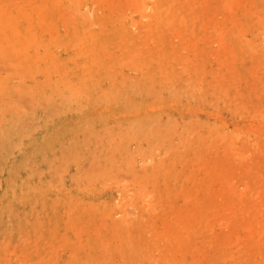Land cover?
<instances>
[{
	"label": "bare ground",
	"instance_id": "obj_1",
	"mask_svg": "<svg viewBox=\"0 0 264 264\" xmlns=\"http://www.w3.org/2000/svg\"><path fill=\"white\" fill-rule=\"evenodd\" d=\"M8 1V2H7ZM9 1L10 0H0V4L2 3H9ZM15 1V0H14ZM25 1V3L24 4H26L27 2L28 3H31V4H35V6L34 7H37L36 8V10L38 11V12H34L35 14H36V16H39L38 18H36V21H39V25L38 26H36V27H44V26H48L49 25V28H47L45 31L47 32V34L50 36V37H45V36H39L38 34H37V31H35V29L33 28V27H35L34 26V22H33V19L31 18H28V21H26V27L25 26H23L24 27V29H20L19 28V22H14L13 20H14V18H13V15L14 14H12V13H7V11L5 10V9H2V7L0 8V58H2V59H4L2 62H5L6 61V59H9L10 61H12V57H13V60H14V58L16 57L17 58V60H21L22 61V63H25V64H27L28 63V65H27V67L25 68V71H26V73H24L25 71H24V68H23V71L22 72H19V77H17L16 75H17V73H16V75H14V79H16L17 80V78H18V80H25L26 78H28L29 79V77L30 78H33L32 76H34L35 74L34 73H32L34 70H35V68L36 67H34V66H36V62H38V60H40L41 62H47V65H45L46 67L44 68V67H42V66H39L40 68L42 67V71L45 69L46 71H47V73H48V75H50V77H48L49 79H44L43 81H45V80H47V82L45 81V82H43V84H41V82L40 81H38V79L36 78L35 79V82H36V84L41 88V86L42 85H45V86H43V87H50L51 88V92H50V95L49 96H52L53 94H56V95H58L59 97H60V100H62V99H64V105H65V107H64V109H66L67 107H70L71 108V110L73 111V110H75L74 111V113L76 112V110H78L77 111V113L78 112H80V109H82V107H84L86 104H88V103H91V106H96L95 108V110H97L96 111V113H98L99 115H101V116H103L108 110H110V109H108L107 111H106V109H104L105 111H102L101 110V107L100 106H97V103H98V101L100 100V101H103V102H105L106 100L108 101V102H110V103H112V102H114L115 103V100H121L122 99V97L120 98V95H121V93L123 92V90H126V89H128L127 87H129V86H131L132 87V92H130L131 94H133L134 95V93H133V91H134V89L135 90H139L138 91V95H139V93H140V91L143 89H141L140 90V88H141V85L142 84H140L139 82H137L136 81V79H135V81L134 80H130L131 82H132V84L130 83V85L129 84H127L128 83V80H129V77L130 76H132V75H129L128 74V76L129 77H126L124 74H122L123 76H124V79H122V81L120 82V81H118V82H120V84L118 83V85H121V84H123V86H121V87H119L118 85H116V83H115V80H111L110 81V76H111V72L112 71H114V72H116L118 69H121V70H123L124 68H126V67H129L128 69H130V68H132L133 70L132 71H136V69H138V70H143V72H142V74L144 73V71L146 72V77L147 78H145L144 76H142V77H144L143 79H148V83H150L151 85H154L152 82H153V80H158V81H160V84H162L163 86H165V84H167V85H169L170 87L172 86L173 88H174V91L177 93H179V95L178 96H180V90H182V92L184 91H186V87L188 86V88H189V86H192L193 88L194 87H196L197 88V86H199V88L202 90V94L205 96V94L206 95H208L209 93H214V94H216L217 95V98H215V99H217V100H220L219 99V94L222 92V95H223V93H224V96H226L229 100L232 98L233 99V101L234 100H236V99H234V96L236 97V94H238L239 95V97H241V99L245 96L244 95V92H243V90H241V85H243V75H242V77H241V74H240V72H238L237 70H236V68L234 67V65L235 64H246V63H250V65H249V67H247V68H245V70L247 71V72H249L250 73V77L251 78H256L257 79V81H259V83H260V85H262V86H260L259 88H261V89H254L253 87H250L251 88V90L252 89H254V96L256 97V99H258L259 98V100L258 101H256V103L257 102H259V105L257 104L256 106L254 105V108L253 107H251V108H253V110H251L250 109V112L252 111L253 113H254V115L253 116H256L257 118H258V125H257V127H256V131H254V129H253V131L255 132V134H252L253 136L254 135H256L255 136V139H252V140H254L252 143H251V141L249 142V144H247L248 143V141L246 142V137L244 136V135H242L241 133V135L240 136H242V137H244V139L242 140V144H244L243 146L244 147H240V146H237V144L235 145V142L233 141L234 139V134H230L229 133V131L230 130H228V132H227V129H229V128H227V129H222L223 127L222 126H219L218 125V127H217V125L215 126V124H213V126H210V128H209V136L207 135V137H206V135H205V137L207 138V139H205V137H203L204 136V134H207L205 131H203L202 133H203V135L201 134V136H194L196 139H197V141H195V140H193V138L192 139H190V138H186L187 140H184L185 139V135L187 134L188 135V129H189V132L191 131V136H192V133H193V131H194V134H195V132L197 131V129L201 126V127H203V123L200 125V126H197L196 128L195 127H193L194 125H197L198 123H196V124H194L192 127H193V130H192V128L190 127V125L188 126L187 124H189L190 123V121L193 119H189L190 121H189V123L187 122V124H185L184 125V123L182 124V126L181 127H185V135H183V138H182V140H181V137H180V139H178V138H176L177 139V144L176 145H178L181 141H185V144H184V142H181V143H183L184 145H183V150L182 151H176L177 149H175V152L173 153V151L171 152L172 153V156H171V159H170V161H169V163L167 162V165H165V172H163V174H164V178L161 180L162 181V184L166 187V190L164 189V191H167V195H166V198H167V200L165 201V200H162L161 199V201L160 202H158V203H156L155 204V202L157 201H153V199H152V197L154 196H152L151 197V199H149V197H147V196H150L151 195V190L149 191V193L147 192V191H145V192H147V193H145V192H142L143 193V195L144 194H146V196H145V199L144 198H141L140 197V200H136V201H130L131 199H130V197L131 196H127L128 198H126L127 200H129V202L127 203V204H121V202H123V201H121V202H119L118 201V203H116L115 205H114V207H113V212L115 213H117L118 212V210L120 209V211L119 212H121L122 214H123V212H126V211H129L130 212V210L132 209V212L129 214V215H133L134 216V218H135V213H136V211L133 213V211H134V208H135V210H137V211H144V213L145 212H147L145 209L146 208H149V210L151 211V212H153L154 213V211L156 212V211H158V209H160V211H161V217H160V219H161V222H162V224L163 225H167V226H165V227H167V228H165V230H166V232H165V234H164V237H165V241H166V246L163 248V249H157V250H153V248H152V246H157V244L155 243V242H153V243H149V241H150V239L148 238H145L144 240H140V236H142L141 234H140V236H138L139 238V240L141 241V243H142V245H143V250L142 251H135V249L133 250V248H132V250H130V252L132 251V253L130 254V256L131 255H134V257H140L139 259H142V258H146L147 260H143L142 261V263H146V262H148L149 261V263L150 264H186L187 263V261H189L188 260V258L190 259V261H191V264H264V161L263 160H258V161H256V162H253V160H254V158H253V160H251V158L252 157H250V156H246L247 154H249V153H246L242 148H245V147H247L248 149L250 148V144H253V145H255L254 147H252L253 149H256V148H260V146H259V142L262 144V142H263V145L262 146H264V140H262V139H264L262 136H264V94H262V93H264V21H263V19H264V0H243L244 2L246 1L247 2V4H245L244 2L242 3V1H238V0H234V2L232 1V2H229L228 3V1L226 0H224L225 1V3L228 5H225V3H224V10H227V12L231 15V16H233V18L235 19V17H239V18H237V20H239L240 22H237L236 23V27H237V24H239V26L240 27H237V28H240V29H238V30H241L242 31V29H243V31H245V30H248V29H253L255 26H256V28H254L255 29V31H256V33L253 35V37H251V38H249L248 40H243L242 38H240V32L238 31V30H236V31H238V33H239V38H237L236 39V37L235 38H233V36L234 35H232V37L231 38H233V39H236V40H232V39H230V36H231V34H238L237 32L235 33V31H234V29L233 28H227L226 26V22L228 23V25H229V23L231 22H233V20L232 21H229L230 19H231V17H230V19H228V21H226L227 19V17L226 18H224L223 20H217V21H213L214 19L212 18L213 17V15H216L217 14V12H216V14H215V11H216V8H215V6H211V8H209L210 10H211V12H210V18H208V17H206V16H204V17H206L207 18V20L208 19H213V20H209V21H207V25L208 26H206V21H205V24L204 23H202V22H204V20H203V18H202V24L200 23L199 25H197V23L199 22V20H196V18H195V16H196V11L194 10V6L193 5H195L194 3L197 1V0H130V2L132 3V2H134L133 4H132V8L134 9V13L135 14H137L136 16H138V19L136 18V20H135V18L133 17V14L131 15V14H129L130 16H128L129 18H127V15L126 16H124L125 14H123V12H122V10L120 11L119 10V8H118V6L119 5H117V4H115L114 3V1L115 0H92L93 1V3H92V6H93V4H96L99 8H101V9H103V8H105L104 10L105 11H107V13L106 14H103L102 13V15H98L95 11V13H94V23L95 24H97V27H98V29L97 30H93V29H90V26H94V24H93V22H91V24H90V17L89 16H85V13L87 12V6H86V4L84 3V1L85 0H68V2L71 4L72 3V7H73V3L75 2V4L77 3H79V9L77 10V4H76V6H75V9L73 8L72 9V11H71V8H70V13H65V14H63V16H62V13H63V11H64V9H65V7L66 6H64V5H62L61 4V0H24ZM88 1H90V0H88ZM202 1V0H201ZM206 2H207V0H205ZM205 1H203V2H205ZM236 1V2H235ZM12 2V1H11ZM48 2H50V5L48 4ZM63 2V1H62ZM67 2V3H68ZM120 2H122V0L121 1H119V3ZM124 2V1H123ZM122 2V3H123ZM198 2V1H197ZM209 2V1H208ZM220 2H221V0H220ZM219 2V3H220ZM64 3V2H63ZM105 3V4H104ZM118 3V4H119ZM126 3V2H125ZM128 3V2H127ZM130 3V4H131ZM215 3V2H214ZM213 3V4H214ZM232 3H235V4H232ZM23 4V3H22ZM129 4V3H128ZM127 4V5H128ZM200 4V3H199ZM210 4V3H209ZM117 6V8H115V6ZM122 5H124V4H122ZM126 5V4H125ZM198 5V4H197ZM204 5V4H203ZM207 5V4H206ZM215 5V4H214ZM219 5L220 4H218V7H219ZM69 6V5H68ZM67 6V7H68ZM129 7H131L130 5H128ZM202 6V5H201ZM210 6V5H209ZM228 7L227 9H225V7ZM90 7V6H89ZM97 7V8H98ZM120 7V6H119ZM129 7H127L126 6V8H129ZM200 7V6H199ZM204 7V6H203ZM9 8L12 10V11H14V10H18V8H19V5H17V9H16V7L15 6H13V4L10 6L9 5ZM9 8H7V10L9 9ZM24 8V7H23ZM53 8H55V11L53 10ZM85 8V10H83ZM197 8H198V6H197ZM121 9V8H120ZM123 9V8H122ZM67 10H68V8H67ZM91 10H92V7H91ZM200 10V9H199ZM198 10V11H199ZM201 10L203 11V9L201 8ZM207 10H208V7H207ZM207 10H205V8H204V11H206L207 12ZM9 11V10H8ZM75 11L76 12H79L80 13V15L79 16H77L76 15V17L73 15V14H75ZM197 11V12H198ZM23 12V11H22ZM25 12V11H24ZM54 12H56L57 13V16L58 15H61V17H59V18H62L61 19V21H63L62 23L64 24V28H63V30H64V33H58V31H57V29L55 28V27H51L52 26V22H50V21H53L52 20V16H53V13ZM92 12V11H91ZM90 11L88 12V13H91ZM125 12V11H124ZM130 12V11H129ZM128 12V13H129ZM132 12V11H131ZM19 13V12H18ZM47 13H50L52 16H50L49 17V22H47V21H45L44 19H46L47 18ZM87 13V14H88ZM30 14V13H29ZM134 14V15H135ZM199 14V13H198ZM202 14V13H201ZM200 14V15H201ZM204 14V13H203ZM206 14V13H205ZM207 14H208V12H207ZM263 14V15H262ZM92 15V14H91ZM90 15V16H91ZM218 15V14H217ZM225 15H227V14H225ZM263 16V18H262V16ZM14 16H16V15H14ZM31 16V15H30ZM124 16V17H123ZM212 16V17H211ZM218 16H220V15H218ZM228 16V15H227ZM251 16H256V21H254V22H256V25H255V23H254V27H251L252 25L250 24V22L252 21L251 20ZM22 17H24L23 15H22ZM46 17V18H45ZM88 17H89V20H88ZM248 17L250 18V22H249V20H248ZM18 18H19V16H18ZM25 18V17H24ZM23 18V19H24ZM86 18H87V21H86ZM199 18V17H198ZM220 18H221V16H220ZM20 19V18H19ZM23 19H22V21H23ZM127 19L129 20V23H130V25H129V27L130 26H134L135 24H136V28H135V30L137 31V33L135 34L134 33V30L132 29V28H129L128 26H127ZM253 19V18H252ZM196 20V21H195ZM13 21V22H12ZM21 21V22H22ZM197 22V23H196ZM252 23H253V21H252ZM93 24V25H92ZM54 25V24H53ZM96 26V25H95ZM197 26H199V28H198V30L196 31V29H197ZM230 26V25H229ZM228 26V27H229ZM61 27H63V25L61 26ZM165 27V31H164V33L162 34V35H159V33L161 34V32L162 31H160L162 28H164ZM206 27V28H205ZM233 27H234V24H233ZM5 28H8L9 30H10V32L9 33H6V29ZM211 28V32H210V30L209 31H207V29H210ZM236 28V29H237ZM62 29V28H61ZM218 30V31H217ZM229 30H231L230 32H229ZM44 31V32H45ZM219 32L218 34H216L215 32ZM234 33H233V32ZM40 32V31H39ZM42 32V31H41ZM157 32H158V37H156V34H157ZM207 32H210V34H208ZM232 32V33H231ZM250 32V31H249ZM253 32V31H252ZM231 33V34H230ZM243 33V32H242ZM245 33V32H244ZM246 33H248V31L246 32ZM246 33H245V35H246ZM229 34H230V36H229ZM249 34V33H248ZM192 36L193 38H195V36H198V39H197V42H198V40H201L200 42H204V41H207V42H210V41H212V39H214V38H210L211 36H214L215 37V35H217V37H216V39L218 40V41H216V42H222V44H223V46H221V48L223 49V52L221 53V56H220V54H218V53H216V52H218V51H216V52H214V53H212L211 51H212V49L213 48H211V50L210 51H205V54H204V57H201L202 59L200 60V62L201 61H207L206 62V64H211V63H213V62H215V63H217V64H219V67H221L220 68V71L216 74L215 72H214V74L216 75V77H219V78H217L216 80H215V78L216 77H213L212 75V73H211V75L210 76H212L213 77V82L212 81H210V80H206L205 78L204 79H200L199 77H196L197 78V80L194 78V79H192V75L193 74H195V70H197L198 68H194V70L193 71H191V67H192V57H190L191 55H189L188 53H187V51H189L188 49L186 50V51H184V52H186V54L185 53H182V52H180L179 50L177 51V49H178V47H181L182 46V48H188L187 47V45L188 44H186L187 42H189V40L191 39L189 36ZM210 35V36H209ZM206 36V37H205ZM250 36V35H249ZM203 37H205L204 39H203ZM242 37V36H241ZM245 37V36H244ZM245 39H247V38H245ZM221 40V41H220ZM179 42V44H175V42ZM193 43L194 42H192V47L190 48V49H192V48H194L195 47V44H196V42L194 43V45H193ZM212 43H214V42H212ZM205 45H206V43H204ZM181 45V46H180ZM184 45V46H183ZM212 45V44H211ZM210 45V46H211ZM219 44H216L215 46H217V48H216V50L218 49V46ZM199 46V45H198ZM29 47H32V49L35 47V50L33 49V52L31 53V54H33V55H30L29 54V51H28V48ZM50 47L52 48V47H56V49H62V48H60V47H63V49H67L68 47H69V55L71 56H69L72 60H71V62L70 61H68V60H70L69 59V57L67 58L66 57V55H65V57L66 58H63V59H59V55L58 54H55L56 52H53V54H50V55H46L47 53H48V51L47 50H50ZM208 47V46H207ZM209 49H210V47H208ZM40 49H43L44 50V52L45 53H42V54H38L39 53V50ZM55 49V50H56ZM220 49V48H219ZM235 49H237V51L239 50V49H242L243 50V54H244V57L243 58H239L238 57V55L240 54H236L235 52ZM52 50V49H51ZM50 50V51H51ZM197 50V49H196ZM199 50V49H198ZM203 50H205L204 49V47H203V49H202V51ZM207 50V49H206ZM42 51V50H41ZM192 51H194V49L192 50ZM200 51V50H199ZM226 51H228V52H226ZM38 52V53H37ZM225 52L226 53H228L229 55H230V57H228L229 55L228 54H226L227 56H224L223 57V55L225 54ZM239 52V51H238ZM197 52H195V53H192V54H196ZM201 53V51L199 52V54ZM202 54V53H201ZM12 55H14V56H12ZM240 55H242V54H240ZM12 56V57H11ZM63 57V56H62ZM197 57H198V54H197ZM196 57V58H197ZM195 58V57H194ZM1 59V60H2ZM51 59H53L52 60V62L50 61ZM248 59V60H247ZM194 60H197V59H194ZM51 63H50V62ZM248 61V62H247ZM14 62L16 63L17 61H16V59L14 60ZM199 62V61H198ZM5 63H7V62H5ZM9 63V62H8ZM194 63H195V61H194ZM193 63V64H194ZM42 64V63H41ZM59 64H61L62 65V67H60L59 66ZM196 64V63H195ZM229 64H231L232 65V67H230L231 68V70H230V72L228 73V74H225V73H223L224 71H226V70H228V69H226L228 66H229ZM6 65H8V64H6ZM6 65H5V67H6ZM12 65V64H11ZM7 66V68H5V69H13L14 67L13 66ZM203 65V64H202ZM216 65V64H215ZM215 65L213 66V67H215ZM16 66V65H15ZM195 66V65H194ZM200 66V65H199ZM218 66V65H217ZM236 66V65H235ZM0 67H1V70L3 71L4 69H2V67L3 66H1L0 65ZM11 67V68H10ZM13 67V68H12ZM196 67V66H195ZM210 67V66H209ZM219 67H217V68H219ZM241 67V66H240ZM16 68V67H15ZM18 68V67H17ZM19 68H21L22 69V67H19ZM33 68V69H32ZM203 68V67H202ZM202 68H201V71H202V73L201 72H199L198 70H197V72H198V76H200L201 74H202V76L203 75H205V74H203V71L204 70H202ZM223 68H225L226 70H224L223 72H222V70H223ZM192 69H193V67H192ZM208 69V68H207ZM243 69V68H242ZM0 70V71H1ZM37 70H38V68H37ZM44 70V71H45ZM215 70H217V69H215ZM32 71V72H31ZM42 71H41V73H42ZM43 71V73H46V72H44ZM187 71V75H190V77H191V79L193 80V82H195V83H191L192 82V80L190 81V83L192 84H189V85H187V81L186 80H184V81H186V85L187 86H182L181 85V83H183L182 81H183V79L181 80V78H183V74H182V72H186ZM231 71H233V72H231ZM244 71V70H243ZM102 72H105V73H109L108 75H109V77H107V75H106V77H105V79L107 80L108 78V82H111L109 85H107V86H104V85H102L101 83L103 82V80L101 81V78H100V81H101V83H100V81H99V77H100V74L102 73ZM113 72V73H114ZM197 72H196V74H197ZM228 71H226V73H227ZM4 73H6V72H4ZM39 73V72H38ZM117 73H119L118 71L116 72V74ZM123 73V72H122ZM160 73V74H159ZM199 73H201V74H199ZM210 73V72H209ZM7 74V73H6ZM5 74V75H6ZM127 74V73H126ZM245 74H248V73H245ZM99 75V76H98ZM186 75V74H185ZM214 75V76H215ZM1 76V75H0ZM8 76V75H7ZM43 76H45V75H43ZM102 76V75H101ZM114 76V75H113ZM116 76H121L120 74H117ZM122 76V77H123ZM196 76V75H195ZM3 77H4V75H3ZM2 77V79H0V92H3V91H5V89L6 88H8V87H11V85L9 86L8 85V87H5L6 85H5V82H4V78ZM11 77V76H10ZM21 77V79H19ZM102 77H104V74H103V76ZM140 77H141V75H140ZM238 77V79H236V78ZM249 77V78H250ZM113 78V77H112ZM203 78V77H202ZM248 78V77H247ZM247 78L245 79V80H247ZM8 79V78H7ZM10 79V78H9ZM42 79V78H41ZM98 79V80H97ZM138 79V78H137ZM140 79V78H139ZM236 81H235V80ZM151 80V81H150ZM201 80V81H200ZM235 82H234V81ZM5 81H7V80H5ZM116 81H117V79H116ZM134 81V82H133ZM139 81V80H138ZM147 81V80H146ZM232 81V82H231ZM249 81H251V79L249 80ZM248 81V82H249ZM256 81V80H255ZM40 82V83H39ZM143 81H141V83H142ZM155 82V81H154ZM189 82V81H188ZM17 83V82H16ZM242 83V84H241ZM258 83V84H259ZM36 84L33 86V87H31L29 90H31V89H34V87H36ZM41 84V85H40ZM145 84V83H144ZM143 84V85H144ZM160 84H158L159 85V87H160ZM185 84V83H184ZM245 84L248 86V84L245 82ZM253 84V83H252ZM251 84V85H252ZM148 85V84H147ZM146 85V87H148ZM21 86V85H20ZM22 86H26V85H22ZM256 86H257V83H256ZM17 85H16V89H17ZM30 87V86H29ZM131 87H129V88H131ZM169 87V88H170ZM171 87V88H172ZM249 87V86H248ZM248 87H246L245 86V88H248ZM19 88V87H18ZM150 88L152 89V87L150 86ZM149 88V89H150ZM161 89H163V87H160ZM170 88V89H171ZM199 88H197V90L199 91ZM258 88V87H257ZM25 89H26V87H25ZM36 89H38V88H36ZM145 89H147V88H145ZM144 89V90H145ZM155 89V88H154ZM190 89V88H189ZM195 89V88H194ZM193 89V90H194ZM18 90V89H17ZM20 90H21V88H20ZM148 90V89H147ZM146 90V92H149V90L147 91ZM167 91H168V87H167V89H166ZM172 91H173V89H171ZM192 89H190L189 91H191ZM192 90V91H193ZM210 90H212V92L210 91ZM16 91V90H15ZM13 92V93H15L16 95H19L18 94V92ZM49 91V90H48ZM127 91V90H126ZM125 91V92H126ZM143 91V90H142ZM151 91V90H150ZM156 91V90H155ZM208 91H210L209 93H207ZM243 93H242V92ZM31 92V91H30ZM153 92V91H152ZM169 92V91H168ZM171 92V91H170ZM187 92H188V90H187ZM13 93H11V94H13ZM29 93V92H28ZM36 93H37V91H36ZM41 93H43V92H41ZM45 93V92H44ZM129 93V92H128ZM145 93V92H144ZM154 93V95L156 94V95H158L157 93H158V91L155 93V92H153ZM160 93V92H159ZM174 93V92H173ZM7 94V93H6ZM5 93H4V97H5V95H6ZM11 94H9V95H11ZM14 94V95H15ZM168 94V93H167ZM171 94V93H170ZM186 94V93H185ZM200 91H199V93H197L196 91H193L192 92V96H189L190 95V92H189V94L187 95V96H189L190 97V99L192 98V99H197L198 100V98H197V95H199V97H201L200 96ZM0 95H1V93H0ZM15 95V96H16ZM26 95H28V94H25V97L26 98H29V97H27ZM48 95V94H47ZM129 95V94H128ZM135 95H137L136 93H135ZM148 95V94H147ZM151 95V94H150ZM182 95V94H181ZM184 95V94H183ZM213 95V94H212ZM219 95V96H218ZM221 95V96H222ZM247 95H248V98L250 99V97H249V95H250V93H247ZM253 95V94H252ZM21 96H23V95H21ZM30 96V95H29ZM36 96V95H35ZM152 96V95H151ZM161 97V96H163V95H158V97ZM166 96V95H165ZM165 96H163V97H165ZM171 96V95H170ZM172 96L174 97V95L172 94ZM176 96H177V94H176ZM186 96V97H187ZM224 96H222V97H224ZM8 97V96H7ZM10 97V96H9ZM11 97H13V96H11ZM45 97V96H44ZM48 97V96H47ZM46 97V98H47ZM54 97V96H53ZM57 97V96H56ZM123 97H125V95L123 96ZM146 97V96H145ZM156 96H154V98H155ZM185 97V98H186ZM189 97H188V99H189ZM209 97H210V95H209ZM214 97H216V96H213V98ZM245 97H247V96H245ZM20 98H22V97H19V99ZM34 98V97H33ZM38 98H41V95H38ZM127 98V97H126ZM157 98V97H156ZM178 98H180V97H178ZM177 98V99H178ZM204 98V99H203ZM213 98H212V100H213ZM247 98V100H249ZM19 99L17 100V101H19ZM36 99H37V97H36ZM125 99V98H124ZM123 99V100H124ZM128 99H130V98H128ZM136 99H138V98H136ZM160 99V98H159ZM158 99V100H159ZM171 99V98H170ZM187 99V98H186ZM209 100L211 99V98H208ZM207 99V100H208ZM224 99V102L222 103V105H224V103H226L225 102V100H226V98H223ZM239 99V98H238ZM237 99V100H238ZM245 99V98H244ZM28 100V99H27ZM33 100V99H32ZM42 100V99H41ZM50 99H48V101H49ZM54 100V99H53ZM135 100V99H134ZM146 100H147V98H146ZM172 100V99H171ZM183 100H185L184 98H183ZM201 100H202V102H203V100H204V105H205V103H207L208 101L207 100H205V97H202L201 98ZM222 100V99H221ZM1 102L0 103H5V100H0ZM7 101H10V102H12L11 100H7ZM15 101V100H14ZM20 101H22V100H20ZM24 101V106H26V107H29V106H27L28 104H26V100H23ZM30 101L31 100H29L27 103H30ZM35 100H33V101H31V103L32 102H34ZM47 101V104L49 103ZM125 101V100H124ZM131 101H132V99H131ZM141 101H142V99H141ZM150 101V100H149ZM186 101H188V100H186ZM199 101H200V99H199ZM207 101V102H206ZM214 101V100H213ZM212 101V102H213ZM227 101V100H226ZM232 101V100H231ZM241 101V100H240ZM239 101V102H240ZM245 101V102H244ZM243 101V103L241 104L242 106H240V107H244V111H245V108H249V107H247V104H245V103H248L249 101H247L246 102V100H244ZM36 102V101H35ZM34 102V106H35V103ZM44 102H46V100H45V98H44ZM44 102H41L40 104L42 105H46V103H44ZM119 102V101H118ZM122 102V101H121ZM134 102V101H133ZM140 102V101H139ZM145 102V101H144ZM165 102H167V101H165ZM251 102V101H250ZM253 102V101H252ZM251 102V103H252ZM7 103H9V102H7ZM16 103V102H15ZM23 103V102H22ZM30 103V104H31ZM51 103V102H50ZM58 103V102H57ZM57 103H54L53 104V101H52V104L53 105H56ZM132 103V102H131ZM131 103H128L127 102V104L129 105V104H131ZM141 104H142V102H140ZM147 103V102H146ZM150 104H146V106L147 107H145V108H142L141 109V107H140V110H137V112L138 113H134L135 115V117L134 118H132V119H136V116H143V118H145V119H148V117H151L152 115H155L156 113H158L159 111H161L160 110V105L159 104H157L156 103V101H153L152 103L151 102H149ZM187 103H189V102H187ZM186 103V104H187ZM194 103V102H193ZM192 103V104H193ZM195 103H197L196 101H195ZM215 103H216V100H215ZM221 103V102H220ZM229 103V102H228ZM235 103V102H234ZM233 103V104H234ZM51 104V105H52ZM104 104V103H103ZM121 104V103H120ZM139 104V103H138ZM140 104V105H141ZM163 104V103H162ZM181 104V103H180ZM213 105H214V102L212 103ZM211 104V105H212ZM240 103H238L237 105H235V106H238ZM255 104V103H254ZM62 105H63V103H62ZM100 105V104H99ZM112 105H117V104H112ZM195 105V104H194ZM207 105H208V103H207ZM206 105V106H207ZM228 105V104H227ZM227 105H226V108H227ZM232 105V104H231ZM7 106V105H6ZM6 106H4V107H6ZM12 106H14L15 108H16V105L15 104H13ZM23 106V107H24ZM33 108H34V106L33 105H31ZM38 106V105H37ZM49 106H50V104H49ZM90 106V107H91ZM110 106V105H109ZM120 106V105H119ZM126 106V105H125ZM197 106V104L195 105V107ZM202 106V105H201ZM200 106V107H201ZM216 106H217V104H216ZM251 106V105H250ZM3 107V106H2ZM11 107V106H10ZM7 108L6 110H4L5 108H3V110L1 109V111H4L3 113H6L7 112V110L9 109L10 111H11V109H14L13 107L12 108ZM22 106L20 107V108H22V109H24ZM40 107V106H39ZM86 107V106H85ZM103 107H105V106H103ZM106 107H108V104H107V106ZM111 107V106H110ZM109 107V108H110ZM127 107V106H126ZM143 107V106H142ZM190 107V106H189ZM203 107V106H202ZM209 107V106H208ZM229 107V106H228ZM18 108V107H17ZM16 108V109H17ZM56 108V107H55ZM61 108V107H60ZM112 108H114V107H112ZM116 108H117V106H116ZM119 108H121V107H119ZM128 108V107H127ZM172 108V107H171ZM210 108V107H209ZM213 108H215V107H213ZM232 108H234L233 106H232ZM232 108H230V109H232ZM22 109H21V111H22ZM38 109V108H37ZM62 109V108H61ZM60 109V110H61ZM84 109H86V108H84ZM90 109V108H89ZM91 109H93L92 107H91ZM90 109V110H91ZM115 109V108H114ZM163 109V108H162ZM217 109H218V106H217ZM219 109H220V107H219ZM219 109H218V111H219ZM237 109V108H236ZM235 109V110H236ZM241 109H243V108H241ZM8 110V111H9ZM19 110V109H18ZM52 110V109H51ZM59 110V108L57 109V111ZM67 110V109H66ZM66 110H64V111H66ZM89 110V111H90ZM116 110V109H115ZM165 110V109H164ZM208 110V109H207ZM221 110H222V107H221ZM227 110H229V109H226V111ZM249 110V109H248ZM9 111V112H10ZM24 111V110H23ZM38 111V110H37ZM54 111H55V109H54ZM54 111H52V112H54ZM57 111L56 112H54L53 114H55V113H57ZM117 111V110H116ZM173 111V110H172ZM223 111H225V110H223ZM231 111V110H230ZM8 112V113H9ZM20 112V111H19ZM25 112V111H24ZM52 112H51V114H52ZM69 112V111H68ZM83 112V111H82ZM94 112V111H93ZM233 112V111H232ZM231 112V113H232ZM235 112V115L236 114H239V113H236V111H234ZM241 112H243V111H241ZM2 113V114H3ZM16 113V115L18 114V112H15ZM20 113H22V112H20ZM30 113H32L31 111H30ZM33 113H34V111H33ZM32 113V114H33ZM63 113V112H62ZM62 113H60V114H62ZM65 113V112H64ZM70 113V112H69ZM81 113V112H80ZM84 114H85V112H83ZM115 113V112H114ZM142 113H144V114H142ZM166 113V112H165ZM170 113V112H169ZM173 113V112H172ZM199 113V112H198ZM226 113V112H225ZM228 113V112H227ZM248 113V112H247ZM25 114H26V112H25ZM36 114V113H35ZM50 114V115H51ZM88 114V113H87ZM113 114V113H112ZM142 114V115H141ZM160 114V113H159ZM162 114V113H161ZM179 114V113H178ZM201 114V113H200ZM230 114V113H229ZM241 115V117H242V114L243 113H240ZM12 115H14V113L12 114ZM23 115V114H22ZM26 115H30V114H26ZM26 115H23L22 117L24 118V117H27ZM55 115H58V113L57 114H55ZM54 115V116H55ZM82 115V114H81ZM80 115V116H81ZM109 115V114H108ZM225 115V114H224ZM231 115V114H230ZM250 115V114H249ZM2 116H4V115H1L0 116V118L2 117ZM54 116H52V117H54ZM70 116V115H69ZM96 116V115H95ZM129 116V115H128ZM156 116V115H155ZM172 116V115H171ZM170 116V117H171ZM174 116V115H173ZM192 116V115H191ZM233 116H234V113H233ZM240 116L238 117V119L240 118ZM244 116H245V113H244ZM247 116V115H246ZM245 116V117H246ZM31 117V116H30ZM29 116L27 117V118H30ZM44 117V116H43ZM49 117V115H47L45 118L47 119ZM89 117V116H88ZM92 117V116H91ZM159 117H160V115H159ZM196 117V116H195ZM227 117V116H226ZM230 117V116H229ZM3 118V117H2ZM7 118H9V120L8 121H6V123L4 124V126L2 127V129L0 128V135H2V137H4V141H5V143H6V147L8 148H6L5 149V151L7 152H5V154H2V156L1 157H6L5 155H8V151H9V149H15V148H17L18 147V145L20 144V142L23 140V138H25L26 137V135H28L27 134V132H28V130L31 128V127H28V129H26L25 128V125L26 124H29L28 122L25 124V122L24 121H22L23 119H21V118H19V117H16L15 115H14V117H7ZM11 118V119H10ZM40 118H41V116H40ZM44 118V119H45ZM49 118H51V117H49ZM49 118H48V120H49ZM78 118V117H77ZM85 118V117H84ZM94 118V117H93ZM92 118V119H93ZM111 118H113V117H111ZM142 118V119H143ZM152 118V117H151ZM172 118V117H171ZM188 117H186V119H187ZM218 118V117H217ZM233 119H234V117H232ZM249 119L250 118H252V117H248ZM255 118V117H254ZM88 119V118H87ZM91 119V118H90ZM106 119V118H105ZM158 119V118H157ZM175 119H176V117H175ZM179 119V118H178ZM214 120H215V118H213ZM227 119V118H226ZM232 119V120H233ZM242 119V118H241ZM0 120H2V121H4V119H0ZM6 120V119H5ZM63 120V119H62ZM76 120V119H75ZM109 121H110V119H108ZM117 120V119H116ZM164 120V119H163ZM167 120H168V122H169V118H167ZM166 120V121H167ZM170 120H172V119H170ZM196 120V119H195ZM202 120H205V119H202ZM1 121V122H2ZM33 121V120H32ZM42 121H44V120H42ZM46 121V120H45ZM86 121V120H85ZM90 121V120H89ZM119 121V120H118ZM120 121H122V120H120ZM144 121V120H143ZM149 121H152V120H149ZM156 121V120H155ZM154 121V122H155ZM158 121L159 120H157V124H158ZM166 121H165V126H164V128L161 126V128H160V130L161 129H163L162 131H164V129L167 127V128H169V124L168 123H166ZM174 121V120H173ZM177 121H180V120H177ZM183 121V120H182ZM181 121V122H182ZM186 121V120H185ZM188 121V120H187ZM194 121V120H193ZM201 121V120H200ZM218 121V120H217ZM227 121H228V119H227ZM240 121V120H239ZM241 121H243L244 122V120H241ZM255 121H256V123H257V120H256V118H255ZM23 122H24V124H23ZM50 122H52L51 120H50ZM63 122V121H62ZM75 122V121H74ZM92 122V121H91ZM90 122V123H91ZM99 122V121H98ZM141 122V121H140ZM139 122V123H140ZM148 122V121H147ZM175 122H176V120H175ZM174 122V123H175ZM180 122V123H181ZM196 122V121H195ZM194 122V123H195ZM214 122V121H213ZM251 122H253V121H251ZM250 122V123H251ZM32 123V122H31ZM42 123V122H41ZM46 123H49V122H46ZM80 123H84V122H80ZM87 123V122H86ZM117 123V122H116ZM123 123V122H122ZM121 123V124H122ZM151 123V122H150ZM156 123V122H155ZM155 123H152V125L153 124H155ZM161 123V122H160ZM163 123V122H162ZM171 123V122H170ZM179 123V122H178ZM180 123L178 124L179 126H180ZM201 123V122H200ZM211 123V122H210ZM215 123V122H214ZM230 123V122H229ZM238 123V122H237ZM255 123V124H256ZM43 124H45V123H42V125ZM52 124V123H51ZM55 124H56V122H55ZM60 124V123H59ZM74 124H77V123H74ZM79 124V123H78ZM88 124H89V122H88ZM92 125H93V123H91ZM106 124V123H105ZM120 124V123H119ZM148 123H146V125H147ZM156 124V125H157ZM166 124L168 125V126H166ZM177 124V123H176ZM209 123H207V125H208ZM254 124V123H253ZM53 125V124H52ZM72 125H73V122H72ZM87 125V124H86ZM103 125V124H102ZM102 125H101V127H102ZM107 125V124H106ZM126 125V124H125ZM133 125V124H132ZM152 125H150L149 126V128L152 126ZM192 125V124H191ZM2 126V125H1ZM0 126V127H1ZM36 126V125H35ZM33 127L34 128V130L36 129V130H38L37 128L38 127ZM44 126V125H43ZM42 126V127H43ZM57 126V125H56ZM77 126V125H76ZM89 126H91V125H89ZM122 126H124V125H122ZM148 126V125H147ZM146 126V127H147ZM170 126H173L172 125V123H171V125ZM174 126H176L175 124H174ZM186 126H188V129H187V127ZM224 126V125H223ZM231 126V125H230ZM42 127H41V129H42ZM64 127V126H63ZM69 127V126H68ZM79 126H77V127H75L74 129H72V132H73V130L74 131H76L77 130V128H78ZM93 127V126H92ZM91 127V128H92ZM106 127V126H105ZM111 127H114V126H111ZM110 126H109V129L111 128ZM128 127V126H127ZM130 127H132V126H130ZM130 127H128V128H126V130L128 131V129L130 128ZM135 127H136V125H135ZM138 127V126H137ZM183 127V128H184ZM222 127V128H221ZM226 127V126H225ZM53 128H54V126H53ZM58 128V127H57ZM62 128V127H61ZM81 128V127H80ZM88 128H90V127H88ZM100 128V127H99ZM107 128V127H106ZM116 128H120V126L119 127H116ZM148 128V129H149ZM175 129H176V127H174ZM204 128V127H203ZM202 128V129H203ZM93 129V128H92ZM103 129H104V127H102V130H101V132L100 133H102L103 132ZM108 129V128H107ZM134 129V128H133ZM135 129H138V128H135ZM195 129V130H194ZM200 129V128H199ZM233 130H234V127L232 128ZM34 130L32 129V130H30L31 132H34ZM51 130V129H50ZM85 130V129H84ZM105 130V129H104ZM117 130V131H116ZM114 132H116L115 134L117 135V133L119 134V135H121L122 134V131H121V133H120V129H116ZM119 130V131H118ZM125 129H124V134H126L125 133V131H126ZM186 130H187V132H186ZM30 131H29V133H30ZM56 132H57V130H55ZM54 131V132H55ZM61 131V130H60ZM64 130H62V132H63ZM69 131H70V127H69ZM80 131V130H79ZM83 131V130H82ZM81 131V132H82ZM87 131H89L88 129L86 130V132ZM91 132H92V130H90ZM111 131H112V128H111ZM110 131V132H111ZM131 129L128 131V133H129V136H130V134H131V136L133 135L132 134V132L133 131H131ZM138 131V130H137ZM137 131H135V132H137ZM154 131V130H153ZM156 131V130H155ZM166 131H171V129L170 130H168V129H166ZM180 131L182 132V130H181V128H180ZM202 131V130H201ZM241 131V130H240ZM247 131L248 130H246L245 132L247 133ZM53 132V133H54ZM66 132H67V130H66ZM96 132V131H95ZM113 132V133H114ZM143 132V131H142ZM148 132H149V130H148ZM172 133H174V130H173V127H172V131H171ZM177 132V131H176ZM181 132H179L178 131V136L177 137H179V133H181ZM208 132V131H207ZM230 132H232V130L230 131ZM254 132H252L251 131V133H254ZM2 133V134H1ZM43 133H44V131H43ZM51 133V132H50ZM64 133V135L66 134L65 132H63ZM74 133V132H73ZM78 133V132H77ZM76 133V134H77ZM93 133V132H92ZM112 133V134H113ZM138 133H139V135H142L143 133H141L140 134V132L138 131ZM160 133V132H159ZM164 135H165V133L164 132H162ZM169 133L170 132H168V134H166V136H168L169 135ZM243 134H244V132H242ZM32 134V133H31ZM55 134V133H54ZM106 134H108V133H106ZM122 135L123 137L122 138H120L119 139V135L117 136L118 137V139L119 140H125V138H126V140H127V138L128 137H125V135ZM157 134V133H156ZM162 134V135H163ZM238 133H236V135H237ZM46 134H44L43 136H45ZM59 135V134H58ZM63 135V136H64ZM70 135V134H69ZM73 135V134H72ZM82 135H84V136H86L85 137V139L87 138V136H88V134L86 133L85 134V131H84V134L82 133ZM82 135H80L81 137H82ZM89 135H91V133L89 132ZM96 135H98L97 133H96ZM127 135V134H126ZM173 135H175V134H173ZM197 135H200V132H199V134L197 133ZM221 135V136H220ZM239 135V134H238ZM43 136H41V138L43 137ZM56 137H53V138H57L58 139V137H57V135H55ZM100 136V135H99ZM102 136L104 137L105 136V132H104V134L102 133ZM102 136H100V137H102ZM144 136H146L145 135V133H144ZM170 136H171V133H170ZM190 136V135H189ZM1 137V138H2ZM62 137V136H61ZM91 137H92V135H91ZM96 137V136H95ZM103 137H102V139H103ZM106 138L108 137L107 135L105 136ZM125 137V138H124ZM135 137H136V135H135ZM138 137V136H137ZM147 137V136H146ZM149 137V136H148ZM193 137V136H192ZM239 137V136H238ZM248 137H249V134L247 135V139H248ZM252 137V136H251ZM45 138V137H44ZM52 138V137H51ZM51 138H49L50 140H52L53 141V139H51ZM75 138H76V136H75ZM93 138V137H92ZM109 138V137H108ZM107 138V139H108ZM113 138V137H112ZM139 138H140V136H139ZM145 137H143V139H144ZM152 138H155V137H152ZM160 138V137H159ZM158 138V139H159ZM167 138H169V136L167 137ZM239 138H241V137H239ZM71 139H73V138H71ZM77 140H78V138H76ZM81 139V138H80ZM96 139V138H95ZM101 139V140H102ZM105 139V138H104ZM113 139H115V138H113ZM129 139V138H128ZM157 139V140H158ZM173 139V138H172ZM235 139L237 140V136H235ZM260 139V140H259ZM34 140V139H33ZM39 140V139H38ZM49 140V141H50ZM62 140V139H61ZM61 140L59 141L60 142V144H61ZM73 140H75V139H73ZM72 140V141H73ZM106 140V139H105ZM111 140V139H110ZM110 140H107V142L108 141H110ZM116 140V139H115ZM119 140L117 141V142H115V145H116V143H118L119 142ZM131 140H132V137H131ZM148 140H149V138H148ZM151 140V139H150ZM156 140V141H157ZM160 140L162 141L163 139H161L160 138ZM181 140V141H180ZM239 140V139H238ZM245 140V141H244ZM259 140V141H258ZM31 141V140H30ZM46 141H47V139H46ZM46 141H43V142H45V143H47ZM54 141H56V140H54ZM67 141V140H66ZM70 141V138H69V140H68V142ZM84 141V140H83ZM83 141H81V144L83 145V143H85V142H83ZM85 141H88L87 139L85 140ZM136 141V138H135V140H134V142ZM138 141V143H139V141H140V139L139 140H137ZM155 141V139H154V142H156ZM160 141V142H161ZM166 141V139H164V142ZM262 141V142H261ZM34 142H35V140H34ZM74 142V141H73ZM100 141H98L97 143H99ZM104 143H105V141H103ZM107 142L104 144L105 145V147H104V145H103V143H102V148H100V153H101V150L103 149V147L106 149V148H109L110 146V143H109V145L107 144ZM111 142V141H110ZM123 142V141H122ZM127 143L125 144L126 146H128V142H130V140H127L126 141ZM143 142V141H142ZM164 142L162 143L161 142V144L163 145L164 144ZM174 142V141H173ZM4 142H2V144H3ZM27 143H29V141L27 142ZM41 143L42 142H40V145H41ZM67 143V142H66ZM87 143H90V139H89V142H86V144ZM94 143V147H95V141L93 140L92 141V144ZM132 143V142H131ZM130 143V144H131ZM138 143H137V145H138ZM144 143V142H143ZM148 143V142H147ZM147 143H145V144H147ZM159 143V142H158ZM170 142H167V146H168V148H169V145H171L172 143H170ZM208 143H210V144H208ZM2 144H0V145H2ZM26 144V143H25ZM33 144V143H32ZM77 144V143H76ZM76 144H72V145H76ZM111 144H113V143H111ZM140 144V143H139ZM165 144H166V142H165ZM173 144H175V142L173 143ZM206 144H208V145H206ZM211 144H216V146L214 145V147L215 148H222L221 149V153L223 152V154H222V160H220V162H216V161H211L210 159H207V156L204 154V150H205V148H207L208 150L209 149H211V148H213V147H211L210 148V145ZM246 144V145H245ZM29 145H31V144H27V146H29ZM35 145V144H34ZM44 145V144H43ZM48 145V146H47ZM58 145H59V143H58ZM89 145V144H88ZM87 145V146H88ZM108 145V146H107ZM136 145V146H137ZM152 145H155V144H153V141H152V144H151V142H150V145H146V147L148 148H146V147H136L137 149H139L138 151H140L141 153H143L142 151H141V149L142 148H144V149H146L147 151H154V150H151V148H153L152 147ZM160 145V144H159ZM239 145V144H238ZM22 146V145H21ZM45 146H47V148L49 147V146H51V145H49V144H46ZM44 146V147H45ZM60 146V145H59ZM93 146H92V151L95 149H93ZM97 146V145H96ZM100 146V145H99ZM107 146V147H106ZM126 146H124L125 148H126ZM133 146V145H132ZM151 146V147H150ZM161 146V145H160ZM164 146V145H163ZM166 146V145H165ZM209 146V147H208ZM249 146V147H248ZM258 146V147H257ZM261 146V147H262ZM23 148L25 147V145L24 146H22ZM35 147H36V145H35ZM40 147H42V146H40ZM43 147V149H46V147L44 148ZM63 147H65V146H63ZM69 147V146H68ZM71 147V149H72V146H70ZM74 147V146H73ZM78 147V149H79V146H77ZM77 147H76V150H77ZM86 147V146H85ZM111 147H112V145H111ZM134 147V146H133ZM133 147H132V151L134 152H132L131 153V156L129 155L130 153H128L127 152V148L125 149V151L124 152H126V153H128V156H130V160H132V158L131 157H133V155H135V150H133ZM177 147V146H176ZM180 147H181V144H180ZM19 148V147H18ZM52 148H54V146L52 147ZM57 148H58V146H57ZM129 148V147H128ZM135 148V149H136ZM141 148V149H140ZM163 148V147H162ZM171 148H172V146H171ZM181 148V149H182ZM214 148V149H215ZM42 149V148H41ZM60 149H62V144H61V148ZM60 149H58V150H60ZM64 149V148H63ZM70 149V151H73V149H75V148H73L72 150ZM85 149H87V148H85ZM85 149H84V152H85V154H86V151H85ZM91 149V148H90ZM99 149V148H98ZM112 149V148H111ZM116 149H118V148H116ZM116 149H114L113 148V150L115 151ZM120 149V148H119ZM124 149V148H123ZM122 149V150H123ZM137 149H136V151H137ZM154 149H157V150H159L158 149V146H157V148H154ZM170 149V148H169ZM173 149V148H172ZM246 149V148H245ZM0 150H1V148H0ZM2 150H3V147H2ZM31 150H32V148H31ZM33 150H35V149H33ZM38 150V149H37ZM48 150L50 151L51 149H50V147L48 148ZM64 150H66L67 151V146H66V148L64 149ZM121 150V149H120ZM120 150H117L118 152L120 151ZM164 150H166V147H165V149ZM216 150V152L218 153V151H217V149H215ZM252 150V149H251ZM261 150H264V149H261ZM13 151V150H12ZM20 151V150H19ZM19 151H17V152H19ZM22 151V150H21ZM45 151V150H44ZM44 151H42V152H44ZM52 151H53V149H52ZM54 151H55V149H54ZM78 151V150H77ZM95 151V150H94ZM94 151L91 153V156H90V158L88 159V163L90 162L89 160H93V158H91L93 155H95L96 153H94ZM103 151V150H102ZM105 151H107V150H105ZM162 151V150H161ZM171 150H167V151H164L163 152V154L164 155H167V152L169 153ZM206 151V150H205ZM256 152L258 151V150H255ZM260 151V150H259ZM10 152V151H9ZM33 152V151H32ZM32 152H31V154H32ZM40 152V150H38V153ZM42 152H40V153H42ZM76 152V151H75ZM82 152V151H81ZM112 151H110V152H108L107 154L110 156V154L109 153H111ZM122 152V151H121ZM131 152V151H130ZM140 152H137V154L136 155H138V153H139V155L141 154ZM207 152V151H206ZM210 152V151H209ZM208 152V153H209ZM251 152V151H250ZM254 152V151H253ZM260 152H262V151H260ZM3 153H4V150H3ZM37 152L35 153V154H38ZM77 153V152H76ZM83 153V152H82ZM90 153H88L87 155H90ZM94 153V154H93ZM99 153V154H100ZM115 153V152H114ZM155 153H158V151L157 152H155ZM212 153H213V151H212ZM212 153H210L211 155H213ZM244 153H245V155H244ZM263 153V152H262ZM261 153V154H262ZM45 154V152L43 153V155ZM67 154V153H66ZM72 154H73V152H72ZM79 154V153H78ZM84 154V153H83ZM98 154V155H99ZM106 154V155H107ZM145 154H146V152H145ZM151 155V153L149 152L148 153V155ZM152 154L153 155H155L153 152H152ZM162 154V155H163ZM251 154H252V152H251ZM258 154V153H257ZM1 155V154H0ZM4 155V156H3ZM13 155V154H12ZM11 155V156H12ZM15 155V154H14ZM28 155V154H27ZM30 155V154H29ZM43 155H41L40 154V156H43ZM53 155V156H52ZM54 155L55 154H51V156H52V158L54 157ZM66 156L65 154H63L62 153V155L60 156V154H59V156L62 158V156ZM71 155V152H70V154H68V158H71V160L73 161V156H75V155H73V156H70ZM85 156L84 158H86V157H88V156ZM97 155V156H98ZM105 155V156H106ZM120 155H122V154H120ZM147 155V154H146ZM147 155V156H148ZM150 155L148 156L149 158H151V157H153V156H151L150 157ZM157 155V154H156ZM163 155V156H164ZM216 154H214V156H215ZM219 155V154H218ZM246 156V158H247V161H248V157H250V160L252 161V162H247L246 160H244V156ZM250 155V154H249ZM31 156V155H30ZM50 156V155H49ZM77 156V155H76ZM75 156V157H76ZM112 156V155H111ZM123 156H125L124 154H123ZM162 156V157H163ZM206 156V157H205ZM217 156V155H216ZM252 156V155H251ZM253 156H254V154H253ZM264 156V155H263ZM262 156V157H263ZM35 157V156H34ZM59 157V158H60ZM102 157V156H101ZM117 158L119 157V154H117V156H116ZM120 157H122V156H120ZM259 157H260V155H259ZM24 159H28L27 157L25 158V156L23 157ZM43 158L44 157H42V158H40V160L42 159V161H43ZM49 158V157H48ZM49 159L50 160V162H51V160H56L57 159V157H54V159ZM67 158V159H68ZM127 158V157H126ZM143 158H146L145 157V155H144V157ZM143 158H141V159H143ZM148 158V159H149ZM161 158V157H160ZM160 158H159V160H158V163H160L161 165L163 164V162L161 163L160 162ZM166 158V157H165ZM170 158V157H169ZM243 158V160H241ZM257 158H258V155H257ZM264 158V157H263ZM1 159V158H0ZM35 159H36V157H35ZM45 159H47V158H45ZM121 159V158H120ZM141 159H140V161H141ZM147 158L146 159H144V163H145V165L148 163V162H150L149 160H148ZM152 159V158H151ZM156 159H158V158H156ZM155 159V160H156ZM30 160V159H29ZM34 160V159H33ZM32 160V161H33ZM37 160V159H36ZM61 160H63V158L61 159ZM61 160H59V161H61ZM76 160V159H75ZM96 160V159H95ZM105 160L106 161H108L106 158H105ZM130 160H129V162H130ZM135 160H136V158H135ZM145 160H148V161H145ZM7 161V160H6ZM13 161V160H12ZM28 161V160H27ZM41 161V162H42ZM45 161V160H44ZM58 161V160H57ZM58 161V162H59ZM63 161H65V159L63 160ZM83 161V159L81 160V162ZM85 161V160H84ZM120 161H122V160H120ZM153 161V160H152ZM151 161V162H152ZM246 161V162H245ZM262 161V162H261ZM2 162H5L4 160L2 161ZM37 162V161H36ZM55 162V161H54ZM71 162V161H70ZM78 162V161H77ZM97 162V161H96ZM101 162V161H100ZM102 162H104L103 160H102ZM101 162V163H102ZM109 162V161H108ZM111 162V161H110ZM109 162V163H110ZM136 162H137V160H136ZM142 163H139V166L142 164V165H144V163H143V160L141 161ZM147 162V163H146ZM21 163V162H20ZM27 163V162H26ZM43 163V162H42ZM49 163V162H48ZM86 163H87V161H86ZM85 163V165H87ZM98 163H99V159H98ZM96 164L97 166H95V162H94V165H92V166H90V167H92V169L94 170L95 168H97L100 164ZM105 163V162H104ZM119 163H121V162H119ZM126 163H128V161L126 162ZM125 163V165L128 167V168H126V169H130L131 167H129V165L128 164H126ZM158 163H156L157 165L156 166H158ZM3 164V163H2ZM9 164V163H8ZM7 164V165H8ZM10 164H11V162H10ZM13 164V163H12ZM15 164V163H14ZM23 164V163H22ZM29 164V163H28ZM41 164V163H40ZM50 164V163H49ZM52 164H53V162H52ZM59 164V163H58ZM68 164V163H67ZM66 164V165H67ZM76 164V163H75ZM81 164V163H80ZM106 164H107V162H106ZM114 164V163H113ZM117 164V163H116ZM177 164H178V167H180L179 169H177L178 167H177ZM25 165V164H24ZM23 165V166H24ZM29 165H32L33 166V164H29ZM35 165V164H34ZM36 165H38V163L36 164ZM54 165V164H53ZM72 165V164H71ZM144 165V166H145ZM148 165V164H147ZM161 165H160V168H163V165H162V167H161ZM180 165V166H179ZM18 166V165H17ZM17 166H16V168H17ZM60 166V165H59ZM62 166H64L63 164H62ZM59 167L58 168V175H56V176H59V175H61L62 173H60V172H63V173H65L64 171H63V168L64 167H66V166H64V167ZM109 166V165H108ZM108 166L107 167H105V165L103 164L102 165V167H100V171H99V169L97 170V169H95V171H94V181L96 180V179H98V174L97 173H99V175L102 173V175H104V173H103V170H104V167H105V169L107 168V170H109V168H110V170H112V168H111V166H109V168H108ZM120 166H121V164H120ZM126 166H123L124 168L126 167ZM137 166H138V164H137ZM9 167V166H8ZM7 167V168H8ZM15 167V166H14ZM13 167V168H14ZM27 167V166H26ZM74 167H76L75 165H74ZM95 167V168H94ZM3 168V167H2ZM1 168V169H2ZM6 168V169H7ZM10 168V167H9ZM12 168V167H11ZM30 168H31V166H30ZM29 168V169H30ZM33 168V167H32ZM47 168V167H46ZM48 168H49V165H48ZM55 168V167H54ZM61 168H62V171H61ZM77 168V167H76ZM101 168H102V170H101ZM132 168L134 169V167L132 166ZM132 168H131V171H132ZM138 169H140V167H137ZM150 168H151V170H152V166H150ZM20 169V168H19ZM42 169V168H41ZM68 169H69V166H68ZM72 169L73 168H70V170L72 171ZM80 169H83L82 167L80 168ZM86 169V168H85ZM149 169V168H148ZM206 169V171H208V172H214V177H216L217 179H214L213 178V183H212V181H211V179L212 178H210L209 179V176H207L208 178V180H209V185H208V189H206L207 188V185H206V183H207V181L206 180H204L203 179V170H205ZM208 169H210V170H208ZM235 169H237V170H235ZM12 170V169H11ZM11 170H9V171H11ZM32 170V169H31ZM31 170H30V172H31ZM36 170V169H35ZM53 170V169H52ZM84 170V169H83ZM88 170V169H87ZM106 170V171H107ZM114 170V169H113ZM117 170V169H116ZM115 170V171H116ZM120 170V169H119ZM119 170H117L118 172L117 173H119ZM147 170V169H146ZM155 170H157V169H155ZM217 170L219 171V170H223L224 172H226V175L224 174V178H222V177H220L221 176V171L219 172V176H217L215 173L217 172ZM3 171V170H2ZM22 171H23V169H22ZM41 171H43V170H41ZM77 171V170H76ZM105 171V170H104ZM114 171V172H115ZM123 171V170H122ZM121 171V172H122ZM134 171V170H133ZM135 171H138V173L140 174L141 172L143 173H141V175L143 176L144 175V173H146L145 171H144V168H142V170L140 169V171L139 170H135ZM144 171V172H143ZM159 171V170H158ZM30 172H29V174H30ZM36 172V171H35ZM35 172H33V173H35ZM46 172L48 173L49 171L48 170H46ZM55 172H56V170H55ZM77 172H79V171H77ZM80 172H81V170H80ZM84 172V174L83 175H85V171H83ZM101 172V173H100ZM120 172V173H121ZM126 172H128V170H126ZM205 172V171H204ZM208 172H206V173H208ZM234 172H236L235 174H234ZM6 173V172H5ZM10 173V172H9ZM13 173V172H12ZM11 173V174H12ZM17 173V172H16ZM22 173V172H21ZM86 173H88L87 174V176L89 177V175H91V172H89V170H88V172L86 171ZM90 173V174H89ZM97 175H96V174ZM125 172H122L121 174H122V176L120 177L121 179H123L122 177H123V174H124ZM137 172H136V175L138 174ZM152 173V172H151ZM155 173H156V171H155ZM155 173H154V175L152 174V177L153 176H155ZM38 174L40 175L41 173H39L38 172ZM53 174H55V173H53ZM67 174V173H66ZM69 174V173H68ZM68 174H67V176H68ZM78 174H80V173H76L75 172V177L76 176H78ZM81 174V175H82ZM113 172H111V176L113 177ZM138 174V176H140L141 177V175H139ZM148 174H149V172H148ZM158 174V173H157ZM218 174V173H217ZM1 175V174H0ZM7 175H9V174H7ZM7 175H6V177H7ZM22 175V174H21ZM38 175V176H39ZM42 175V174H41ZM44 175H46L45 173H44ZM119 174H117L115 177L116 178H118L117 176H118ZM126 175H128V174H126ZM125 175V176H126ZM135 174H134V176H136ZM209 175H210V173H209ZM216 175V176H215ZM12 176H14V175H12ZM23 176V175H22ZM29 176V175H28ZM34 177L32 174H30V176L29 177ZM43 176V175H42ZM49 176V175H48ZM51 176V178H53L52 177V174L50 175ZM55 176V177H56ZM64 176V175H63ZM86 176V175H85ZM85 176H83V179H82V181L83 180H86V179H84L85 178ZM86 176V177H87ZM92 176V175H91ZM109 176V175H108ZM108 177V178H112V177ZM133 175H132V172H131V174H129L127 177H130L129 179H131L132 177H134ZM145 176H147L146 174H145ZM157 176V175H156ZM10 177V176H9ZM24 177V176H23ZM55 177L53 178V179H50L51 180V182L52 183H54L53 181H54V179H55ZM69 177V176H68ZM75 177H74V179H75ZM87 177V178H88ZM96 177V178H95ZM115 177L114 178H112V180L113 181H115L116 183H118L117 181H119V180H117V179H115ZM144 177V176H143ZM142 177V180L143 181H139V183H143L144 185H148L149 183H147V184H145V182H147L146 180H148V181H151V180H149V179H147V178H149L150 177V174H149V176L148 177H145V179ZM205 177V176H204ZM220 177V178H219ZM35 178V177H34ZM78 179H79V177H77ZM101 178H102V176L99 178V180H96L97 182L99 181L100 182V180H101ZM119 178V179H120ZM151 178V177H150ZM222 178V179H221ZM21 179V178H20ZM23 179V178H22ZM31 179V178H30ZM38 179V178H37ZM45 179V178H44ZM47 179V178H46ZM45 179V180H46ZM65 179V178H64ZM107 179V176H106V178L104 179V180H106ZM109 179V182L111 183L112 181ZM115 179V180H114ZM120 179V180H121ZM221 179V180H220ZM7 181H8V178L6 179ZM16 180V179H15ZM36 180V179H35ZM38 180H40V179H38ZM53 180V181H52ZM56 180H58L57 178H56ZM55 180V183H57L58 181H56ZM66 180H67V178H66ZM70 180H72V178L70 179ZM80 180V179H79ZM90 181V182H92L93 181V179H87L86 181ZM102 181L103 183H107V182H105V181ZM108 180V179H107ZM10 181V180H9ZM14 181V180H13ZM18 181H19V179H18ZM25 181H26V179H25ZM24 181V182H25ZM41 181H43V180H41ZM94 181L92 182V183H94ZM126 181V180H125ZM145 181V182H144ZM159 181V180H158ZM170 181H174L173 183H178V184H175L176 186L178 185V189H176V187L175 188H173L175 191L173 192L170 188H169V182ZM227 181V183H226V185H225V187H224V185H222L224 182H226ZM16 182V181H15ZM21 182V181H20ZM23 182V181H22ZM23 182V183H24ZM33 182V181H32ZM38 182V181H37ZM47 182V181H46ZM60 182V181H59ZM75 181L73 180L72 181V184H71V187L73 186V183H74ZM98 182V183H99ZM121 183H118V184H123V186H124V188L127 186L128 187V185L129 184H126L125 185V183L123 182L122 183V180L120 181ZM134 182H136V181H134ZM155 182H156V179H155ZM154 182V183H155ZM180 182V183H179ZM210 182H211V184H212V187H211V184H210ZM14 183V182H13ZM22 183V184H23ZM35 183V182H34ZM41 183V182H40ZM61 183V182H60ZM69 183V182H68ZM81 183V182H80ZM86 184L88 183V182H85ZM101 183V182H100ZM100 183H99V185H100ZM102 183V184H103ZM114 183V182H113ZM115 183V184H116ZM239 183V184H238ZM9 184V183H8ZM17 185H18V183H16ZM47 184V183H46ZM49 184V183H48ZM63 184H65L64 183V181H63ZM62 184V185H63ZM82 184V183H81ZM90 184V183H89ZM89 184H87V185H89ZM95 184V183H94ZM134 184H137V186H138V182H136V183H134ZM133 184V185H134ZM143 184H140V185H142L143 187H141V188H139V186L137 187V188H139V190H140V192H139V190L137 189V188H134V187H132V188H134L135 190L137 189L138 191H136L137 193L135 194L133 191H134V189L132 190V188H131V190L129 189V188H125V189H128L127 191L126 190H122V191H126V192H129V194L132 192V194L134 195V196H139L140 194H141V191H142V188H144V190H145V186L143 185ZM150 184H153L152 182L150 183ZM192 184H198V185H206V188L205 187H203L202 189L200 188V189H196V188H194V189H196V191L198 192V193H200L201 194V198L199 199V200H195V203L192 205V209H190V208H187V201L189 200V198L191 197V195H190V197H189V192L187 191V187L188 186H193ZM15 185V184H14ZM16 185V187L18 188V186ZM32 185V184H31ZM40 185H42V184H40ZM61 184H60V187L62 186ZM74 185H75V183H74ZM83 185V184H82ZM92 185V184H91ZM96 185V184H95ZM117 185V184H116ZM130 185H131V181H130ZM129 185V186H130ZM154 185H156V183L154 184ZM154 185H152L153 187H154ZM171 185V184H170ZM239 185V186H238ZM26 186H27V184H26ZM26 186H24V187H26ZM39 186V185H38ZM44 186V185H43ZM57 186V185H56ZM77 186H79L78 185V183H77ZM76 186V187H77ZM81 186V185H80ZM103 187H105V184L104 185H102ZM109 186V185H108ZM111 186V185H110ZM118 186V185H117ZM122 186V185H121ZM158 186V185H157ZM3 187H5V185H3ZM6 187H7V185H6ZM11 187V186H10ZM9 187V188H10ZM65 187V186H64ZM67 187H69V186H67ZM73 187H75V186H73ZM98 187V186H97ZM136 187V186H135ZM174 187V186H173ZM201 187V186H200ZM221 187H224L225 189H223L222 188V190H221ZM15 188V187H14ZM33 188V187H32ZM35 188H36V185H35ZM78 188V187H77ZM102 188V187H101ZM109 188V187H108ZM206 190H205V189ZM11 189V188H10ZM19 189V188H18ZM25 189V188H24ZM67 189V188H66ZM106 189V188H105ZM110 189V188H109ZM109 189H107V190H109ZM119 189V191H120V188H118ZM121 189H123V187H121ZM154 189V188H153ZM219 190V191H216V190ZM1 190H2V188H1ZM3 190H6V189H3ZM13 190V189H12ZM26 190H29V189H26ZM31 190V189H30ZM55 190V189H54ZM63 190V189H62ZM78 190V189H77ZM80 190V189H79ZM85 190V189H84ZM113 190V189H112ZM111 190V191H112ZM143 190V191H144ZM149 190V189H148ZM171 190V191H170ZM22 191V190H21ZM20 191V192H21ZM56 191H58V190H56ZM64 191V190H63ZM67 191V190H66ZM103 191V190H102ZM105 191V190H104ZM115 191V190H114ZM131 191V192H130ZM13 192H15V191H13ZM19 192V193H20ZM32 192V191H31ZM40 192V191H39ZM42 192V191H41ZM51 192H53V191H51ZM58 192H60V191H58ZM107 192V191H106ZM170 192V193H169ZM173 192V193H172ZM6 193V192H5ZM22 194H23V192H21ZM25 193V192H24ZM27 193V192H26ZM25 193V194H26ZM37 193V192H36ZM35 193V194H36ZM46 193V192H45ZM49 193V192H48ZM56 193V192H55ZM70 193V192H69ZM122 193V192H121ZM197 193V194H198ZM13 194V193H12ZM17 194V193H16ZM16 194L14 193V195L16 196ZM21 194V195H22ZM67 194H68V192H67ZM126 194V193H125ZM128 194V193H127ZM148 194V195H147ZM6 195V194H5ZM27 195V194H26ZM28 195H29V193H28ZM39 195H41L42 196V194L40 193ZM45 195V194H44ZM52 194H50V196H51ZM61 195V194H60ZM77 195V194H76ZM103 195V194H102ZM117 195H118V193H117ZM158 195H160V194H158ZM164 195V194H163ZM195 195V194H194ZM1 196V195H0ZM8 196V195H7ZM24 196V195H23ZM29 196H32V195H29ZM37 196V195H36ZM36 196H34L35 198H36ZM80 196V195H79ZM85 196V195H84ZM83 196V197H84ZM104 196V195H103ZM118 196H120V193H119V195ZM133 196V197H134ZM141 196V195H140ZM169 196L170 197H172L174 200H175V198H174V196H176V197H179V198H181V200H182V198H183V201L181 202V203H179L180 201H175V202H171L170 201V199H169ZM196 196V195H195ZM200 196V195H199ZM38 197V196H37ZM100 197V196H99ZM133 197H132V199H133ZM142 197H144V196H142ZM2 199H3V197H1ZM15 198V197H14ZM16 198H17V196H16ZM33 198V197H32ZM39 198V197H38ZM42 198V197H41ZM85 198V197H84ZM83 198V199H84ZM101 198V197H100ZM106 198V197H105ZM135 198V197H134ZM154 198V197H153ZM13 198H11V200H12ZM46 199V198H45ZM44 199V200H45ZM49 199H50V197H49ZM58 199V198H57ZM60 199V198H59ZM59 199H58V201H59ZM73 199V198H72ZM90 199H91V197H90ZM1 200V199H0ZM28 200H30V199H28ZM37 200V199H36ZM41 200V199H40ZM55 200V199H54ZM89 200V199H88ZM97 200V199H96ZM116 200H117V198H116ZM121 200H124V199H121ZM10 201V200H9ZM33 201V200H32ZM46 201H47V199H46ZM51 201V200H50ZM70 201V200H69ZM68 201V202H69ZM92 201H94V200H92ZM14 202H17V201H14ZM48 202V201H47ZM56 202H57V200H56ZM97 202V201H96ZM100 203H101V200L99 201ZM109 202V201H108ZM127 202V201H126ZM169 202H171L170 204H169ZM27 203V202H26ZM54 203V202H53ZM62 203V202H61ZM60 202H59V205L61 204ZM73 203V202H72ZM80 203V202H79ZM79 203H77V204H79ZM166 203H168V205H165ZM18 204V203H17ZM65 204V203H64ZM121 204V205H120ZM25 205V204H24ZM27 205V204H26ZM31 205V204H30ZM56 205H58V203L56 204ZM58 205V206H59ZM67 205H69L68 203H67ZM67 205H66V207H67ZM105 204H103L102 205V207L104 206ZM120 205V206H119ZM125 205V208L127 207H129V210L128 209H123L124 206ZM33 206H35V205H33ZM38 206V205H37ZM117 206L119 207V208H117ZM188 206H189V204H188ZM1 207V206H0ZM11 207H13V206H11ZM17 207V206H16ZM29 207V206H28ZM27 207V208H28ZM43 207V206H42ZM41 207V202H40V209L42 208ZM52 207V206H51ZM60 207H61V205H60ZM59 207V208H60ZM62 207H64V205L62 206ZM84 207V206H83ZM83 207H81V208H83ZM100 207H101V205H100ZM100 207H99V209H100ZM132 207H134V208H132ZM7 208V207H6ZM5 208V209H6ZM25 208V207H24ZM48 208V207H47ZM151 208V209H150ZM152 208H154V210L152 209ZM155 208H157V210H155ZM2 209V208H1ZM9 209H10V207H9ZM9 209H8V211L7 212H9ZM17 209V208H16ZM19 207H18V209L16 210V211H19ZM39 209V208H38ZM63 209V208H62ZM68 209V208H67ZM91 209V208H90ZM2 210H4V208L2 209ZM42 210V209H41ZM32 211V210H31ZM45 211V210H44ZM48 211V210H47ZM50 211V210H49ZM52 211H53V208H52ZM62 211V210H61ZM65 211V210H64ZM70 211H71V209H70ZM81 211H85L84 210V208L81 210ZM92 211H93V209H92ZM23 212V211H22ZM27 212V211H26ZM30 212V211H29ZM33 212V211H32ZM63 212V211H62ZM118 212V213H119ZM129 212H126V215H124L125 216V219L126 220H128V218L130 217H128L127 215V213H129ZM36 213H38V212H36ZM41 213V212H40ZM55 213V212H54ZM53 213V214H54ZM69 213V212H68ZM93 213V212H92ZM108 213H110V212H108ZM144 213H142L141 214V217H140V219L142 218V216H143V214ZM149 213V212H148ZM147 213V214H148ZM158 213V212H157ZM8 214V213H7ZM10 214V213H9ZM25 214V213H24ZM43 214V213H42ZM48 214V213H47ZM49 214H51V213H49ZM60 214V213H59ZM62 214V213H61ZM107 214V213H106ZM112 214V213H111ZM125 214V213H124ZM147 214H146V216H143V218L145 219V218H150L149 216L147 217ZM0 215H2L3 216V213L1 212V214ZM12 215L13 214H11V218H12ZM17 215V214H16ZM29 215V214H28ZM31 215H33V214H30V216ZM89 215V214H88ZM114 215V214H113ZM14 217H16L15 215H13ZM18 216V215H17ZM43 216V215H42ZM51 216V215H50ZM54 216V215H53ZM68 215H67V213H66V217H67ZM112 216V215H111ZM120 213L114 218V220H117V218H119L120 219ZM123 215H122V217L121 218H123L124 217ZM133 216H131L132 217V219H133ZM154 215H152V217H153ZM169 216V217H168ZM14 217H13V219H14ZM20 217H23V215L22 216H20ZM38 217V216H37ZM44 217V216H43ZM76 217V216H75ZM94 217V216H93ZM93 217H90V218H93ZM114 217V216H113ZM127 217V218H126ZM25 218H27V217H25ZM29 218V217H28ZM35 218H36V214H35ZM78 218V217H77ZM100 218H101V216H100ZM103 218V217H102ZM153 218H155V217H153ZM1 219V218H0ZM8 220H9V218H7ZM16 219V218H15ZM15 219L14 220H11V221H15ZM22 219V218H21ZM21 219H19V220H21ZM33 219V218H32ZM31 219V220H32ZM37 219V218H36ZM52 219H54V218H52ZM67 219V221H68V219H69V216L66 218ZM89 219V218H88ZM95 219V218H94ZM97 219V218H96ZM98 219H99V217H98ZM105 219H108V218H105ZM112 220H113V218H111ZM124 219V220H125ZM131 219V220H132ZM136 219V218H135ZM143 219V220H144ZM151 220H153L152 218H150ZM2 220V219H1ZM7 220V221H8ZM27 220H29V219H27ZM64 220V219H63ZM74 220V219H73ZM72 219H70L69 221H71L70 223H71V228L74 230H76V232H75V234L77 235H79L80 234V231L82 230L80 227L79 228H76L75 226L76 225H73L74 223H77V222H75V220L73 221ZM82 220V219H81ZM93 220V219H92ZM101 220V219H100ZM124 220L123 219H120L119 220V222L118 223H124ZM130 219L128 220V221H125L126 222V224H127V222H129V221H131ZM10 221V222H11ZM30 221V220H29ZM68 221V222H69ZM86 221V220H85ZM89 221H91V219H89ZM94 221V220H93ZM99 221V220H98ZM98 221H96L97 223H98V226H99V223L103 226V221L102 222H98ZM107 222H109V221H111V220H106ZM141 221V220H140ZM24 222V221H23ZM26 222V221H25ZM54 222V221H53ZM52 222V224H54ZM66 222V221H65ZM114 222V221H113ZM151 222V221H150ZM158 222V221H157ZM5 223V222H4ZM12 223V222H11ZM22 223V222H21ZM39 223H40V221H39ZM57 223V222H56ZM60 223H61V221H60ZM80 223H81V221H80ZM83 223V222H82ZM86 223V222H85ZM106 223V222H105ZM117 223V222H116ZM118 223L116 224V226H115V228L117 227H119L120 225H118ZM129 223H130V226H128L129 225ZM128 224H127V226L125 225V223L124 224H122L123 226H125L124 227V229H123V233L122 234H120V237H121V235L122 236H126L127 238H124V239H127L128 240V234H129V232H131V230L130 229H132V228H134L135 226H136V224H132V222H129ZM168 223H172V224H170V225H168ZM16 224V223H15ZM45 224V223H44ZM89 224V223H88ZM94 224H95V222H94ZM107 224V223H106ZM108 224H111V223H108ZM107 224V225H108ZM132 224V225H131ZM159 224V223H158ZM30 225V224H29ZM39 225H41V224H39ZM46 225L47 224H45V227H46ZM54 225H56V224H54ZM85 225V224H84ZM83 225V226H84ZM91 225H92V223H91ZM99 226V228L100 227H102V226ZM140 225V224H139ZM146 225V224H145ZM0 226H2L1 225V222H0ZM19 226V225H18ZM35 226V225H34ZM65 226V225H64ZM70 226V225H69ZM89 226V225H88ZM88 226L86 227V229H85V226H84V228L83 229H85L86 231H88L87 229H90V228H88ZM104 226H106V225H104ZM112 227H114V225H111ZM111 226H109V227H111ZM158 226V225H157ZM2 227H6L5 225H3ZM35 227H37V226H35ZM91 227V226H90ZM94 227V231L96 232L95 234H99L100 235V232L102 231V230H98V227H96L95 225H92V228ZM97 229H96V228ZM146 227H148V226H146ZM149 227H151V226H149ZM216 227H218L219 228V232H217V230H216ZM20 227H18V229H19ZM27 228L29 229V227L27 226ZM44 228V227H43ZM51 228V227H50ZM61 228V227H60ZM62 228H63V226H62ZM68 228V227H67ZM67 228H65L66 229V232H67V230H69V229H67ZM103 228V227H102ZM106 228V227H105ZM136 228V227H135ZM142 228H143V226H142ZM162 228H163V226H162ZM163 228V229H164ZM52 229V228H51ZM56 231H58L59 230V228H57L56 227ZM107 229H108V227H107ZM107 229H106V231H107ZM111 228H109L108 229V231L110 230ZM113 229V232L112 231H109V232H111L110 233V235L112 234V233H114V228H112ZM137 229V228H136ZM157 229V228H156ZM21 230V229H20ZM46 232L48 231L47 230V228L46 229H44ZM63 230H64V228H63ZM97 230L98 231H100V232H97ZM105 230V229H104ZM119 230V228L118 229H116L115 231H118ZM134 232L135 231H137V230H135V229H132ZM148 230V231H147ZM146 231L147 232H149L150 231V233L152 232V230L151 229H147ZM23 231H25L24 230V228H23ZM28 231V230H27ZM121 231V230H120ZM142 231V230H141ZM155 231V230H154ZM3 232V231H2ZM7 232V231H6ZM12 232V231H11ZM10 232V233H11ZM20 232V231H19ZM34 232V231H33ZM42 232H43V230H42ZM50 231H48V233H49ZM82 232V231H81ZM103 232V231H102ZM108 232V233H109ZM119 232V231H118ZM118 232L116 233L117 235H119L118 234ZM139 232H140V230H139ZM143 232V231H142ZM15 233V232H14ZM21 233H23L22 231H21ZM31 233V232H30ZM34 233H36V231L34 232ZM34 233H32L33 235L32 236H34ZM57 233V232H56ZM61 233V232H60ZM64 233V231L62 232V234ZM71 233V232H70ZM88 233V235L85 237V238H87L88 237V240H89V238L91 239L93 236H91V237H89V234H91V231H89V232H87ZM86 233V234H87ZM104 233V232H103ZM132 233V232H131ZM141 233V232H140ZM0 234H1V232H0ZM37 234V233H36ZM35 234V235H36ZM39 234H40V232H39ZM43 234H45V233H43ZM47 234V233H46ZM46 234H45V237H46ZM62 234H60V236L62 235ZM66 234V233H65ZM75 234H74V232H73V234L72 235H74L75 236ZM83 234V233H82ZM94 234V233H93ZM102 234V233H101ZM115 234V235H116ZM6 235V234H5ZM9 235V234H8ZM15 235V234H14ZM54 235V234H53ZM77 235V236H78ZM99 235H94V238L95 237H97V239L95 238V239H93V240H96V242L98 241V239H100V238H98L99 237ZM103 235L104 234H102V237H103ZM117 235H116V237H117ZM144 235H149V233H144ZM7 236V235H6ZM23 236H24V234H23ZM23 236H21V238L23 237ZM29 236H31V234L30 235H28V237ZM32 236H31V238H32ZM48 236V235H47ZM64 236V234L61 236V237H63ZM77 236H75L74 238L75 239H77L78 238V242H80L79 240H81V243H78L77 245H78V247H76V249L78 248H80L79 250L80 251H78V254L79 253H84L83 252V250L82 249H84V248H82V245H84L83 243H85V241H88V240H85L83 243H82V239H80L79 238V236L77 237ZM108 236H109V234H108ZM112 236V235H111ZM110 236V237H111ZM114 236V235H113ZM135 235H133V237H134ZM0 237H1V235H0ZM4 236H2V238H3ZM15 237H16V235H15ZM14 237V238H15ZM25 237V236H24ZM36 237V236H35ZM41 237V236H40ZM84 237V236H83ZM82 237V238H83ZM100 237H101V235H100ZM116 237H115V239H116ZM120 237H117V238H119L120 239ZM136 237V236H135ZM9 238V237H8ZM11 238V237H10ZM12 238H13V236H12ZM12 238H11V240H12ZM17 238H18V235H17ZM27 238V237H26ZM30 238V237H29ZM31 238H30V240H31ZM38 236H37V240H38ZM51 238H53V236L51 237ZM105 238V237H104ZM107 238H109V237H107L106 236V239ZM143 238V237H142ZM160 238H161V236H160ZM16 239V238H15ZM15 239L13 240V243H14V241H15ZM43 239V238H42ZM57 239V238H56ZM60 239V238H59ZM58 239V240H59ZM64 239H65V237H64ZM70 239H73V238H71L70 237ZM114 239V240H115ZM119 239L117 240V243L119 242ZM121 240V241H124V242H126V240ZM135 239V238H134ZM138 239H136V241L138 240ZM18 240V239H17ZM22 240V243H23V245L25 246V242H23V239H21ZM33 240H35V238L33 239ZM36 240V241H37ZM49 238H48V241L46 242L47 244H45V243H43V245H42V250H45V252H47L48 253V255H50V256H48L49 257V262H46L45 264H58V262H59V260H60V262L62 261L61 259H60V256L58 255V258L56 257L57 256V252L59 251H57V249L55 248V246L53 245V243L52 242H50L49 243ZM53 240V239H52ZM67 240V239H66ZM101 240V241H100ZM99 240V242H97V243H99L100 244V246L98 245V247H99V249L98 250H100V248H102L104 245L103 244H105V242L104 241H107L108 242V239L107 240H104L103 239V241H102V239H100ZM112 240H113V238H112ZM113 240V241H114ZM133 240V239H132ZM152 240V239H151ZM161 240V239H160ZM159 240V241H160ZM4 241V240H3ZM9 241V240H8ZM26 241V240H25ZM41 241H43V240H41L40 239V242ZM68 241V240H67ZM75 241V240H74ZM74 241H72V242H74ZM92 241V240H91ZM7 242V241H6ZM5 242V244H3V247L7 244L8 245V242L6 243ZM11 242V241H10ZM9 242V243H10ZM17 242V241H16ZM56 242H57V240H56ZM104 242V243H103ZM18 243H21V242H18ZM18 243H16V244H18ZM34 243V242H33ZM69 243V242H68ZM97 243H95L96 245H97ZM102 243V244H101ZM109 244H111L110 242H108ZM127 243V242H126ZM129 243V242H128ZM131 243V242H130ZM129 243V244H130ZM10 244H12V243H10ZM36 243H34V245H35ZM41 244V243H40ZM74 244V243H73ZM82 244V245H81ZM86 244L87 243H85V245H84V247H86ZM94 244V245H95ZM115 244V243H114ZM113 244V245H114ZM122 244H123V242H122ZM122 244L120 245V246H122ZM129 244L126 246L125 244V246H126V248L129 246ZM19 245V244H18ZM27 245V247H28V244H26ZM60 245L61 246H63L64 244H59V248H60ZM65 245H67V242L65 243ZM81 247H80V246ZM123 245V246H124ZM139 245H140V243H139ZM8 246H10V245H8ZM14 246L15 245H13V249L10 251L11 253H9L8 251H9V249H8V251H6V250H1L0 251V264H15V259H16V257H15V259H13V257H12V255L14 256V254H12V252H15V251H13V250H16L17 248V245L15 246V248H14ZM22 246V245H21ZM21 246H20V248H21ZM106 246H107V249H110V250H108V251H111L110 253H108L107 252V249H105L106 248ZM116 245H114L113 247H115ZM159 246V245H158ZM206 246H209L212 250L211 251H208L207 253H203V252H201L200 254L198 253V256H196V255H193L194 254V251H193V249L194 248H196L197 250L200 248V247H206ZM6 247V246H5ZM64 247V246H63ZM74 247V246H73ZM89 247V246H88ZM90 247H91V245H90ZM93 247V246H92ZM110 247H112V244L110 245ZM129 247H131V245L129 246ZM19 248V247H18ZM67 248V247H66ZM118 247H116V249H117ZM122 247H120V249H118V251L120 250V251H122V249H121ZM125 247H123V250L125 251V249H124ZM60 249H62V248H60ZM69 249H71V248H68V251L67 252H69ZM77 249V250H78ZM88 249V248H87ZM93 249H94V247H93ZM103 249H105L106 251L105 252H107L109 255L111 254V253H114V252H112V250L114 249H112L111 250V248H109V246H108V244L106 243L105 244V247H103L100 251H103ZM116 249L114 250V251H116ZM129 249H131V248H129ZM129 249H128V252H129ZM27 250H28V248H27ZM65 250V249H64ZM63 250V251H64ZM73 250H74V252L76 253V251L77 250H75V248H73ZM97 250V249H96ZM95 250V251H96ZM195 250V249H194ZM17 251V250H16ZM22 251H23V248H22ZM36 251V250H35ZM40 251V250H39ZM39 251H37V252H39ZM72 251V250H71ZM70 251V253H72ZM117 251V252H118ZM157 252V253H155V252ZM18 252V251H17ZM60 252V251H59ZM66 252V253H67ZM88 252V251H87ZM105 252H103L102 254L105 256H103V255H99L97 252H95L96 254L94 255L95 256V260H96V255L97 256H103L104 257V259L106 258V256H108ZM117 252H116V254H115V256L117 255ZM127 251H125V253H126ZM129 252V253H130ZM22 253V252H21ZM28 253H29V251H28ZM27 253V254H28ZM63 253V252H62ZM65 253V252H64ZM94 253V252H93ZM217 253H219V256H216V254ZM19 254H20V252H19ZM23 254V253H22ZM22 254H20V255H22ZM27 254H26V256H27ZM36 254V253H35ZM60 254V253H59ZM72 254H74V253H72ZM78 254L76 255V256H78ZM85 254H88V253H85ZM84 254V255H85ZM106 254V255H105ZM123 253H121V255H122ZM247 254H250V255H253L254 256V258L253 259H251V260H241L240 259V257H244V256H246ZM29 255V254H28ZM80 255V254H79ZM112 256H113V254H111ZM120 254H118V256H119V258H121L120 256H121ZM125 255V254H124ZM18 256V255H17ZM23 256V258L24 259H26L25 257H24V255H22ZM21 256V257H22ZM42 256V255H41ZM94 256H92V258L94 257ZM129 256V255H128ZM31 257H33V255L31 256ZM39 257V256H38ZM47 257V258H48ZM65 257V256H64ZM88 257L90 258V259H92L89 255H88ZM87 257V258H88ZM126 257H127V255H126ZM125 257V258H126ZM23 258H21V259H23ZM34 258V257H33ZM41 258V257H40ZM80 258H81V256H80ZM102 257H100V259H101ZM113 258H114V256H113ZM35 259V258H34ZM34 259L32 260V259H30V261L32 260V261H34ZM59 259V260H58ZM65 259H66V257H65ZM65 259H64V261H65ZM74 259V258H73ZM73 259H71V260H73ZM86 259V258H85ZM108 259L110 260V258L108 257ZM112 259V258H111ZM116 259H117V257H116ZM115 259V260H116ZM123 259V258H122ZM220 260L219 262L218 261H214V260ZM20 260V259H19ZM87 261H90V260H88V259H86ZM98 260L99 259H97V264H99L98 263ZM106 260V259H105ZM26 261V260H25ZM39 261H40V259H39ZM74 262H76L75 260H73ZM72 261V262H73ZM80 261H81V259H80ZM124 261V260H123ZM23 262V261H22ZM38 262V261H37ZM79 262V261H78ZM91 262V264L93 263V261H90ZM90 262L88 263V264H90ZM122 262V261H121ZM129 262H131V261H129ZM216 262H218V263H216ZM20 263V262H19ZM83 263H85V261H83ZM82 262L81 263H78V264H83ZM103 263H105V262H103ZM118 263V262H117ZM136 263V262H135ZM134 263V264H135ZM28 264V263H27ZM30 264V263H29ZM86 264V263H85ZM100 264H102V262L100 263ZM105 264H110L108 261H107V263H105ZM131 264V263H130ZM188 264V263H187ZM190 264V263H189Z\"/></svg>",
	"mask_w": 264,
	"mask_h": 264
},
{
	"label": "rangeland",
	"instance_id": "obj_2",
	"mask_svg": "<svg viewBox=\"0 0 264 264\" xmlns=\"http://www.w3.org/2000/svg\"><path fill=\"white\" fill-rule=\"evenodd\" d=\"M12 1V2H11ZM27 1V0H26ZM64 3H63V2ZM119 1H121V0H115L114 1V3L115 4H117V5H119L118 6V8H119V10L121 11L122 10V12H123V14H125L124 16H126L127 15V18H129L128 16H130L129 14H133V17L135 18V20H136V18L138 19V16H136L137 14H135L134 13V9L132 8L133 6H132V4L134 3V2H130V0H122V2H120L119 3ZM198 1V2H197ZM194 4L195 5H193L194 6V10L196 11V16H195V18H196V20H199V22L197 23V25H199L203 20H204V22H202V23H204L205 24V21L207 20V18L206 17H208V18H210L209 16L211 15L210 14V12H211V10L213 9H209V8H211V6L213 5V6H215V8H216V11H215V14H216V12H217V14L218 15H220L221 16V18H220V16H218L217 14L216 15H213V19L211 18V19H208L207 21H209V20H213V21H217V20H223L224 18H226L227 20L226 21H228V19H230V17H231V19L229 20V21H232L233 20V22L231 23H229V25H228V23L226 22L225 24L227 25L226 27L227 28H233L234 29V31H235V33L237 32L238 33V31L240 32V38H242L243 40H248L249 38H251V37H253V35L256 33V31H255V29L254 28H256V26L254 27V23H255V25H256V22H254V21H256V16H251L250 18H251V20L253 21V23H252V21L250 20V18L248 17V20H249V22H250V24L252 25L251 27H254L253 29H248V30H245V31H243V29H242V31L241 30H238V29H240V28H237V27H240L239 26V24H237V27H236V23L237 22H240L239 20H237V18H239V17H235V19L233 18V16H231L228 12H227V10H224L223 8H224V6L225 5H227L229 2H234V0H227L228 1V3L226 4L225 3V1L224 0H221V2H220V0H207V2L205 1V0H197ZM203 1H205V2H203ZM209 1V2H208ZM239 1V0H238ZM240 1H242V3L244 2L243 0H240ZM8 2V1H7ZM68 2V0H61V4L62 5H64V6H66L65 7V9H64V11H63V13H62V16H63V14H65V13H70V8H71V11H72V9L74 8L75 9V6H76V4H75V2L73 3L74 5H73V7H72V3L70 4L69 2ZM126 2V3H125ZM129 4H128V3ZM215 2V3H214ZM220 2V3H219ZM236 2V1H235ZM23 3V4H22ZM25 3V1L24 0H10L9 1V3H1L0 4V8L2 7V9H5L6 11H7V13H12V14H14V15H16V16H14L13 15V18H14V22H19L20 24H19V28L22 30V29H24V27L23 26H25L26 25V21H28V18H32L33 19V24H34V26L35 27H33L34 29H35V31H37V34L39 35V36H45V37H50L48 34H47V32L45 31L47 28H49V25L46 27V26H44V27H36V26H38L39 25V21H36V18H38L39 16H36V12H38L37 10H36V8L37 7H34L35 6V4L33 5V4H31V3H26V4H24ZM84 3L86 4V6H87V12L85 13V16H89L90 17V24H91V22H93V24H94V26H90V29H93V30H97L98 29V27H97V24H95L94 23V13L96 12L99 16L100 15H102V13L103 14H106L107 13V11H105L104 9L105 8H103V9H101V8H99L96 4H93V6H92V3H93V1L92 0H90V1H88V0H85L84 1ZM119 3V4H118ZM131 3V4H130ZM200 3V4H199ZM210 3V4H209ZM215 5H214V4ZM224 3H225V5H224ZM245 4H247V2L245 1L244 2ZM13 4V6H15L16 7V9H17V5H19V8H18V10H14V11H12L10 8H9V5L11 6ZM48 4L50 5V2H48ZM105 4V3H104ZM122 4H124V5H122ZM126 4V5H125ZM130 5L131 7H129L128 5ZM198 4V5H197ZM204 4V5H203ZM207 4V5H206ZM218 4H220L219 5V7H218ZM230 4V3H229ZM228 4V5H229ZM232 4H235V3H232ZM69 5V6H68ZM202 5V6H201ZM210 5V6H209ZM227 5V6H228ZM68 6V7H67ZM90 6V7H89ZM115 6V5H114ZM126 6L127 7H129V8H126ZM197 6H198V8H197ZM200 6V7H199ZM204 6V7H203ZM225 7V9H227L228 7ZM24 7V8H23ZM91 7H92V10H91ZM98 7V8H97ZM207 7H208V10H207ZM7 8H9L8 10H7ZM67 8H68V10H67ZM77 10L79 9V3L77 4ZM115 8H117V6H115ZM117 8V9H118ZM121 8V9H120ZM123 8V9H122ZM201 8L203 9V11L201 10ZM204 8H205V10H207V12H208V14H207V12L206 11H204ZM200 9V10H199ZM53 10L55 11V8H53ZM76 10V9H75ZM83 10H85V8L83 9ZM96 10V11H95ZM199 10V11H198ZM23 11V12H22ZM25 11V12H24ZM91 12V13H88V12ZM95 11V12H94ZM125 11V12H124ZM130 11V12H129ZM132 11V12H131ZM198 11V12H197ZM19 12V13H18ZM35 12V13H34ZM80 12V11H79ZM76 12L75 11V14H73L75 17H76V15L77 16H79L80 15V13L82 12ZM129 12V13H128ZM30 13V14H29ZM88 13V14H87ZM199 13V14H198ZM202 13V14H201ZM204 13V14H203ZM206 13V14H205ZM212 13V12H211ZM92 14V15H91ZM135 14V15H134ZM201 14V15H200ZM225 14H227V15H225ZM22 15L25 17H22ZM31 15V16H30ZM47 15V18L46 19H44L45 21H47V22H49V17L50 16H52L50 13H47L46 14ZM91 15V16H90ZM263 15V14H262ZM261 15V16H262ZM18 16H19V18H18ZM123 16V17H124ZM204 16H206V17H204ZM264 16V15H263ZM263 16H262V18H263ZM59 17H61V15H58L57 16V13L56 12H54L53 13V16H52V20L53 21H50V22H52V26L51 27H55L56 29H57V31H58V33L60 34V33H64V30H63V28L65 27L64 26V24L62 23L63 21H61V19L63 18H59ZM89 17H88V20H89ZM199 17V18H198ZM24 18V19H23ZM202 18H203V20H202ZM253 18V19H252ZM22 19H23V21H22ZM195 20V21H196ZM220 20V21H221ZM12 21V22H13ZM22 21V22H21ZM86 21H87V18H86ZM207 21H206V26H208L207 24L210 22H208L207 23ZM263 21H264V19H263ZM201 23V24H202ZM38 24V25H37ZM54 24V25H53ZM92 24V25H93ZM233 24H234V27H233ZM63 25V27H61ZM96 25V26H95ZM129 25H130V23H129V20L127 19V26L129 27ZM27 26V25H26ZM25 26V27H26ZM136 26V24L132 27V26H130L129 28H132L133 30H134V33L136 32L137 33V31L135 30V27ZM229 26V27H228ZM62 28V29H61ZM198 28H199V26H197V29H196V31L198 30ZM206 28V27H205ZM237 28V29H236ZM6 30V33H9L10 32V30L8 29V28H5ZM65 29V28H64ZM257 29V28H256ZM210 30V32H211V28L210 29H207V31H209ZM236 30H238V31H236ZM40 31V32H39ZM42 31V32H41ZM45 31V32H44ZM160 31H162L161 32V34L159 33V35H162L163 33H164V31H165V27L164 28H162ZM218 31V30H217ZM215 32L216 34H218L219 32ZM231 30H229V32H230ZM248 31V33H246ZM250 31V32H249ZM253 31V32H252ZM210 32H207L208 34H210ZM233 32V31H232ZM231 32V33H232ZM243 32V33H242ZM246 33V35H245V33ZM135 33V34H136ZM230 33V34H231ZM234 33V32H233ZM230 34H229V36H230ZM158 35V32H157V34H156V37H158L157 36ZM232 35H234L233 36V38H235L236 37V39L237 38H239V33L236 35V34H231V36H230V39H232V40H236V39H233V38H231L232 37ZM250 35V36H249ZM210 36V35H209ZM242 36V37H241ZM245 36V37H244ZM191 39L189 40V42H187L186 44H188L187 45V47L188 48H182V46L181 47H178V49H177V51L179 50L180 52H182V53H185L186 54V52H184V51H186L187 49L189 50V51H187V53L189 54V55H191L190 57H192L191 59H192V67H193V69H192V67H191V71H193L194 70V68H198L197 70L199 71V72H201L202 73V71H201V68H202V70H204L203 71V74H205V75H203L202 76V74L201 73H199V74H201L200 76H198V72H197V70H195L194 72H195V74H193L192 75V79H196L197 80V78L196 77H199L201 80L202 79H206V80H210V81H214L213 80V77H216V75L214 74V72L217 74L219 71H220V68L221 67H219V64H217V63H215V62H213V63H211V64H206V62L207 61H201L200 62V60L202 59L201 57H204V54H205V51H210L211 50V48H213L212 49V53H214V52H216V51H218V52H216V53H218V54H220V56H221V53L223 52V49L221 48V46H223V44H222V42H216V41H218L217 39H216V37H217V35H215V37L214 36H211L210 38L212 39V38H214V39H212V41H210V42H207V41H204V42H200L201 40H198V42H197V39H198V36H195V38H193L191 35L189 36ZM206 37V36H205ZM205 37H203V39L205 38ZM245 38H247V39H245ZM221 41V40H220ZM192 42H196V44H195V47L194 48H192V49H190L192 46ZM212 42H214V43H212ZM194 43H193V45H194ZM204 43H206V45L204 44ZM175 44H179V42L177 41V42H175ZM212 44V45H211ZM216 44H219L218 46V49L216 50V48H217V46H215ZM199 45V46H198ZM211 45V46H210ZM184 46V45H183ZM191 46V47H190ZM210 47V49L208 48V47ZM203 47H204V49L205 50H203L202 51V49H203ZM60 48H62V49H56V47H50V50H47L48 51V53L46 54V55H50V54H53V52H56L55 54H58L59 55V59H63V58H68L70 55H69V47L67 48V49H63V47H60ZM220 48V49H219ZM34 50H35V47L33 48ZM33 49H32V47H29L28 48V51H29V54L30 55H33V54H31L32 52H33ZM56 49V50H55ZM194 49V51H192ZM197 49V50H196ZM201 51V53L199 54V50ZM207 49V50H206ZM42 50V51H41ZM235 53L237 54H242V55H238V57L241 59V58H243L244 57V54H243V50L242 49H239L238 51H237V49H235ZM195 52H197L196 54H192V53H195ZM226 52H228V51H226ZM225 52V54L223 55V57L224 56H227L226 54H228V53H226ZM38 53V52H37ZM42 53H45L44 52V50L43 49H40L39 50V53L38 54H42ZM204 53V54H203ZM197 54H198V57H197ZM65 55H66V57H65ZM229 55V54H228ZM12 56H14V55H12ZM11 56V57H12ZM63 56V57H62ZM15 57V56H14ZM71 57V56H70ZM69 57V59L70 60H68V61H70L71 62V58ZM195 57V58H194ZM197 57V58H196ZM222 57V56H221ZM228 57H230V55L228 56ZM2 58H0V65L1 66H3L2 67V69H4L3 71L1 70V67H0V79H2V77H3V75H4V79L5 80H7V81H5L4 80V82H5V87H8V85L10 84L11 85V87H8V88H6L5 89V91H3V92H0L1 93V95H0V100H5V103H0V116L1 115H4V116H2L0 119H4V121H2V120H0V128L2 129V127L4 126V124L6 123V121H8L9 120V118H7V117H14V115L16 116V117H19V118H21V119H23L22 121H24L25 122V124L28 122H30L29 124H26L25 125V128L26 129H28V127H31L29 130H28V132H27V134L28 135H26V137L25 138H23V140L20 142V144L18 145V147L17 148H15V149H9V151H8V155H5L6 157H1L2 156V154H5V149L7 148L6 147V143H5V141H4V137H2V135H0V144H2V142H4L2 145H0V148H1V150H0V214H1V212L3 213V216L2 215H0V218L2 219H0V222H1V225L3 226V225H5L6 227H2V226H0V232H1V237H0V251L2 250H6V251H8V249H9V253H11L10 251L13 249V245H17V249L15 248V246H14V248L18 251H16V250H13V251H15V252H12V254H14V256L12 255V257H13V259H15V257H16V259H15V264H45L46 262H49L50 260H49V257L48 256H50V255H48V253L47 252H45V250H42V245H43V243H45V244H47L46 242L48 241V238L50 239L49 240V243L50 242H52L53 243V245L55 246V248L57 249V258H58V255L60 256V259L62 260L61 262H60V260H59V262H58V264H78V263H83V261H85V263L86 264H88L90 261H93V263L92 264H97V259H99L98 260V263L100 262H102V264H105V263H107V261L110 263V264H134L135 262V264H150L149 263V261L148 262H146V263H142V261L143 260H147L146 258H142V259H139L140 257H134V255H131L130 256V254L132 253V251L130 252V250H132V248H133V250L135 249V251H142L143 250V245H142V243H141V241L142 240H144L145 238H149L150 239V241H149V243H153V242H155L156 244H157V246H152V248H153V250H157V249H163L165 246H166V241L164 240L165 239V237H164V234H165V232H166V230H165V228H167V227H165V226H167V225H163L162 224V222H161V219H160V215H161V211H160V209H158V211H154V213L153 212H151L150 210H149V208H146L145 210L147 211V212H145L144 213V211H137V210H135V208L134 207H132V208H134V211H133V213L136 211V213H135V218H134V214L133 215H129L131 212H132V209L130 210V212L129 211H126V212H129V213H127L128 215V220L130 219H132V217L131 216H133V219L131 220V221H129V222H132V224H136V228L134 227V228H132V229H135V230H137V231H133L132 229H130L131 230V232H129V236H128V240L127 239H124V238H127L126 236H122L121 235V237H120V234H122L123 233V229H124V227L125 226H123L122 224H124L125 223V225L127 226V224L129 223V222H127V224H126V222L125 221H128V220H126L125 219V216L124 215H126V212H123V214L121 213V212H119L120 211V209L118 210V212L120 213V216L122 217V215L124 216L123 218H121L120 216V219H125L124 220V223H118L119 222V218H117V220H114V218L119 214L118 212L116 213H114L113 212V207H114V205L116 204V203H118V201L119 202H121V201H123V202H121V204H127L128 202H129V200H127L126 198H128L129 196H131L130 197V201H136V200H140V197L141 198H144L145 199V196H146V194H144L143 195V193L142 192H145V191H147L148 193H149V191L151 190V195L150 196H147V197H149V199H151V197H152V199H153V201L155 202L156 200V202H155V204L156 203H158V202H160L161 201V199L162 200H167V198H166V195H167V191H164V189L166 190V187L162 184V179L164 178V174H163V172H165V165H167V162L169 163V161H170V159H171V156H172V151H173V153L175 152V149H177L176 151H182L183 150V145L185 144V141H181L182 140V138H183V135H185L186 133L184 132L185 130V127L183 128V127H181L182 126V124L184 123V125L185 124H187V122L189 123V121H190V123L189 124H187L188 126L190 125V127L192 128V130H193V127H197V126H200L202 123V125H203V127H199L198 129H197V131L195 132V134H194V131H193V133H192V136H191V131L189 132V129H188V126H186L187 127V129H188V135L186 134L185 136V139L184 140H187L188 138H190V139H192L193 138V140H195V141H197V137L198 136H201V134L203 135V131H205L207 134H204V136L203 137H205V135H206V137H207V135L209 136V128H210V126H213V124H215V126L217 125V127H218V125L219 126H222L221 128L222 129H227V128H229V129H227V132H228V130H232V132H230L229 131V133L232 135V134H234L235 136H237V140L235 139V136H234V142H235V145L237 144V146H240V147H244L243 145L244 144H242V140L244 139V137H242V136H240L241 134L242 135H244L246 138V142L248 141V143L247 144H249V142L252 140V139H255V136L256 135H252V134H255V132L254 131H256V127H257V125H258V118L256 117V116H253L254 115V113L251 111L250 112V109L251 110H253V108H254V105L256 106L257 104L259 105V102H257L256 103V101H258L259 100V98L258 99H256V97L254 96V89L256 88V89H261V88H259L260 86H262V85H260V83H259V81H257V79L255 78H251L250 77V73L249 72H247L246 70H245V68H247V67H249V65H250V63L248 62V63H246L245 65L244 64H235L234 65V67L236 68V70L238 71V72H240V74H241V77H242V75H243V85H241V90H243V92H244V95L245 96H247V97H243L242 99H241V97H239V95L238 94H236V97L234 96V99H236V100H234L233 101V99L231 98L230 100L226 97V96H224V93H223V95H222V92L218 95L219 96V99L220 100H217V99H215V98H217V95L216 94H214V93H209L210 91L212 92V90H210V91H208L207 93H209L208 95H206L205 94V96L202 94V90L199 88V86H197V88H199V91H200V96L201 97H199V95H197V98H198V100L197 99H190V97L189 96H192L191 94H192V92L193 91H196L197 93H199V91L197 90V88L196 87H192V86H189V88L190 89H194L193 91L191 90V91H189L190 89L188 88V86L187 85H189V84H193V83H195V82H193V80L191 79V77H190V75H187V71L186 72H182V74H183V78H181V80L183 79V83H181V85L182 86H187L186 87V91L184 92H182V90H180V96H178L179 95V93L177 92H175L174 91V88L172 87H170L169 85H167V84H165V86H163L162 84H160V81H158V80H153V84L154 85H151L150 83H148V79H143L144 77L145 78H147L146 77V72L144 71V73L142 74V72H143V70H138V69H136V71H132L133 69V67L132 68H130V69H128L129 67H126V68H124L123 70H121V69H118L117 71L119 72V73H117V74H120L121 76L119 77V76H116L117 74H116V72H114V71H112L111 73V76H110V81L111 80H115V83H116V85H118V83L120 84V82L122 81V79H124V76L122 75V74H124L126 77H129L128 76V74L129 75H132V76H130L129 77V80H128V83L127 84H129L130 85V83L132 84V82L130 81V80H134L135 81V79H136V81L137 82H139L140 84H142L141 85V88H140V93H139V95H138V91L139 90H135L134 89V91H133V93H134V95L133 94H131L130 92H132V85L131 86H129V87H131V88H129V87H127L128 89H126V90H123V92L121 93V95H120V98L122 97V99L120 100H115V103L114 102H112V103H110V102H108L107 100L105 101V102H103V101H98V103H97V106H100L101 107V110L102 111H105L104 109H106V111L108 110V109H110V110H108L103 116H101V115H99L98 113H96V111L97 110H95L97 107L96 106H91V103H88V104H86L84 107H82V109H80V112H78L77 113V111L78 110H76V112L74 113V111L75 110H71V108L70 107H67L66 109H64V107H65V105H64V99H62V100H60V97L58 96V95H56V94H53L52 96H49L50 95V92H51V88L50 87H43V86H45V85H42L41 86V88L36 84V82H35V79L37 78L38 79V81H40L41 82V84H43V82H47V80H45V81H43L44 79H49L48 77H50V75H48V73H47V71L45 70H43L44 72H46V73H43V71H42V67H46L45 65H47V62H41L40 60H38V62H36L35 64H36V66H34V67H36L35 68V70L32 72V73H34L35 75L34 76H32L33 78H30L29 77V79L28 78H26L25 80H18V78H17V80L16 79H14V75H16V73H17V77H19V72H22L23 71V68H24V71H25V68L27 67V65H28V63L27 64H25V63H22V61L19 59V60H17V58L15 57L14 58V60L16 59V63L14 62V60H13V57H12V61H10L9 59H6V61L5 62H7V63H5V62H2L4 59H2ZM194 59H197V60H194ZM52 60L53 59H51L50 61L52 62ZM248 60V59H247ZM49 61V62H50ZM194 61H195V63H194ZM199 61V62H198ZM9 62V63H8ZM50 62V63H51ZM42 63V64H41ZM194 63V64H193ZM6 64H8V65H6ZM12 64V65H11ZM203 64V65H202ZM216 64V65H215ZM5 65H6V67H5ZM13 66L12 68L13 69H5V68H7V66L9 67V66ZM16 65V66H15ZM196 67H195V66ZM200 65V66H199ZM215 65V67H213ZM218 65V66H217ZM39 66H42L41 68L39 67ZM59 66L60 67H62V65L61 64H59ZM210 66V67H209ZM241 66V67H240ZM16 67V68H15ZM18 67V68H17ZM19 67H22V69L21 68H19ZM217 67H219V68H217ZM230 67H232V65L231 64H229V66L226 68V69H228V70H226L225 68H223V70H222V72L224 71V70H226V71H228L227 73H226V71H224L223 73H225V74H228L229 72H230V70H231V68ZM11 68V67H10ZM37 68H38V70H37ZM208 68V69H207ZM243 68V69H242ZM33 69V68H32ZM215 69H217V70H215ZM230 69V70H229ZM244 70V71H243ZM23 71V72H24ZM41 71H42V73H41ZM218 71V72H217ZM4 72H6V73H4ZM39 72V73H38ZM114 72V73H113ZM123 72V73H122ZM196 72H197V74H196ZM210 72V73H209ZM231 72H233V71H231ZM24 73H26V71L24 72ZM127 73V74H126ZM211 73L213 74L212 76H210L211 75ZM245 73H248V74H245ZM6 74V75H5ZM103 74H104V77H102L103 76ZM109 73H105V72H102L101 74H100V77H99V81H100V78H101V81L103 80V82L101 83V81H100V83L102 84V85H104V86H107V85H109L111 82H108L109 80V78L106 80L105 79V77H106V75H107V77H109V75H108ZM160 74V73H159ZM186 74V75H185ZM8 75V76H7ZM43 75H45V76H43ZM102 75V76H101ZM114 75V76H113ZM140 75H141V77H140ZM196 75V76H195ZM215 75V76H214ZM11 76V77H10ZM99 76V75H98ZM123 76V77H122ZM142 76H144V77H142ZM113 77V78H112ZM203 77V78H202ZM248 77V78H247ZM250 77V78H249ZM8 78V79H7ZM10 78V79H9ZM42 78V79H41ZM138 78V79H137ZM140 78V79H139ZM217 78H219V77H216L215 78V80L217 79ZM236 78V77H235ZM247 78V80H245ZM19 79H21V77L19 78ZM116 79H117V81H116ZM236 79H238V77L236 78ZM251 79V81H249ZM98 80V79H97ZM139 80V81H138ZM184 80H186L187 81V85H186V81H184ZM192 80V82L190 83V81ZM200 80V81H201ZM235 80V79H234ZM233 80V81H234ZM256 80V81H255ZM118 81H120V82H118ZM133 81V82H134ZM141 81H143L142 83H141ZM151 81V80H150ZM155 81V82H154ZM189 81V82H188ZM236 81V80H235ZM234 81V82H235ZM249 81V82H248ZM17 82V83H16ZM39 82V83H40ZM232 82V81H231ZM245 82L248 84V86L245 84ZM145 83V84H144ZM185 83V84H184ZM189 83V84H188ZM214 83V82H213ZM253 83V84H252ZM256 83H257V86H256ZM259 83V84H258ZM36 84V87H34V89H31V90H29L31 87H33L34 85ZM40 84V85H41ZM144 84V85H143ZM148 84V85H147ZM158 84H160V87H163V89H161L160 87H159V85ZM191 84V85H192ZM242 84V83H241ZM252 84V85H251ZM9 85V86H10ZM16 85L19 87H17V89H16ZM21 85V86H20ZM22 85H26L25 87H26V89H25V87L24 86H22ZM33 85V86H32ZM146 85L148 86V87H146ZM30 86V87H29ZM119 87H121V86H123V84H121V85H118ZM150 86L152 87V89L150 88ZM245 86L246 87H248V88H245ZM167 87H168V91L166 90L167 89ZM173 89V91L170 89ZM250 87H253L254 89H252L251 90V88ZM258 87V88H257ZM20 88H21V90H20ZM36 88H38V89H36ZM145 88H147L148 90H149V92H146V90L147 89H145ZM150 88V89H149ZM155 88V89H154ZM145 89V90H144ZM16 90V91H15ZM49 90V91H48ZM147 90V91H148ZM151 90V91H150ZM156 90V91H155ZM187 90H188V92H187ZM18 92V94L19 95H16L15 93H13V92ZM31 91V92H30ZM36 91H37V93H36ZM126 91V92H125ZM157 92L158 91V95H163V96H165V97H163V96H159L158 97V95H154V93L153 92ZM171 91V92H170ZM29 92V93H28ZM41 92H43V93H41ZM45 92V93H44ZM129 92V93H128ZM145 92V93H144ZM160 92V93H159ZM174 92V93H173ZM189 92H190V95L189 96H187L188 94H189ZM242 92V91H241ZM242 92V93H243ZM4 93L6 94L5 95V97H4ZM11 93H13V94H11ZM135 93L137 94V95H135ZM168 93V94H167ZM171 93V94H170ZM186 93V94H185ZM247 93H250V95H249V97H250V99L248 98V95H247ZM9 94H11V95H9ZM16 96H15V95ZM25 94H28V95H26L27 97H29V98H26L25 97ZM48 94V95H47ZM129 94V95H128ZM148 94V95H147ZM152 96H151V95ZM172 94L174 95V97L172 96ZM176 94H177V96H176ZM182 94V95H181ZM184 94V95H183ZM213 94V95H212ZM253 94V95H252ZM262 94H264V93H262ZM21 95H23V96H21ZM30 95V96H29ZM36 95V96H35ZM38 95H41V98H38ZM125 95V97H123ZM171 95V96H170ZM209 95H210V97H209ZM224 96V97H222V96ZM8 96V97H7ZM10 96V97H9ZM11 96H13V97H11ZM45 96V97H44ZM48 96V97H47ZM54 96V97H53ZM57 96V97H56ZM146 96V97H145ZM154 96H156L155 98H154ZM187 96V97H186ZM213 96H216V97H214L213 98ZM19 97H22V98H20L19 99ZM34 97V98H33ZM36 97H37V99H36ZM47 97V98H46ZM127 97V98H126ZM178 97H180V98H178ZM187 99H186V98ZM188 97H189V99H188ZM202 97H205V100H207L208 98H211L210 100L208 99L206 102L208 103V105H207V103H205V105H204V100H203V102H202V100H201V98ZM44 98H45V100H46V102H44ZM125 98V99H124ZM128 98H130V99H128ZM136 98H138V99H136ZM146 98H147V100H146ZM160 98V99H159ZM172 100H171V99ZM178 98V99H177ZM183 98L185 99V100H183ZM212 98H213V100H212ZM223 98H226V100H225V102L226 103H224V105H222V103L224 102V99ZM245 98V99H244ZM247 98L249 99V100H247ZM19 99V101H17ZM28 99V100H27ZM35 100L34 102L36 103L35 104V106H34V102H32L31 103V101H33V100ZM42 99V100H41ZM48 99H50L49 101H48ZM54 99V100H53ZM125 101H124V100ZM131 99H132V101H131ZM135 99V100H134ZM141 99H142V101H141ZM159 99V100H158ZM199 99H200V101H199ZM204 99V98H203ZM222 99V100H221ZM7 100H11L12 102H10V101H7ZM15 100V101H14ZM20 100H22V101H20ZM23 100H26V104H28L27 106H29V107H26V106H24L23 104H24V101ZM29 100H31L30 101V103H27ZM150 100V101H149ZM186 100H188V101H186ZM215 100H216V103H215ZM232 100V101H231ZM241 100V101H240ZM244 100H246V102L247 101H249L248 103H245V104H247V107H249L248 109L247 108H245V111H244V107H240V106H242L241 104L243 103V101ZM47 101L49 102L48 104H47ZM52 101H53V104L54 103H57L56 105H53L52 104ZM122 101V102H121ZM134 101V102H133ZM142 102V104L140 103V102ZM145 101V102H144ZM153 101H156V103L157 104H159L160 105V110L161 111H159L158 113H156L155 115H152L151 117H148V119H145V118H143V116H136V119H132V118H134L135 116V114L134 113H138L137 112V110H140V107H141V109L142 108H145V107H147L146 106V104L148 105V104H150L149 102H153ZM165 101H167V102H165ZM195 101L197 102V103H195ZM214 102V105L212 104L213 102ZM223 101V102H222ZM240 101V102H239ZM252 103H251V102ZM1 102V101H0ZM7 102H9V103H7ZM16 102V103H15ZM23 102V103H22ZM41 102H44V103H46V105H41L40 103ZM51 102V103H50ZM127 102L128 103H131V104H127ZM147 102V103H146ZM187 102H189V103H187ZM194 102V103H193ZM221 102V103H220ZM229 102V103H228ZM235 102V103H234ZM242 102V103H241ZM245 102V101H244ZM62 103H63V105H62ZM104 103V104H103ZM121 103V104H120ZM139 103V104H138ZM163 103V104H162ZM181 103V104H180ZM187 103V104H186ZM193 103V104H192ZM234 103V104H233ZM238 103H240L238 106H235V105H237ZM255 103V104H254ZM13 104H15L16 105V108L14 107V106H12ZM49 104H50V106H49ZM52 104V105H51ZM100 104V105H99ZM107 104H108V107H106L107 106ZM112 104H117V105H112ZM141 104V105H140ZM197 104V106L195 107V105ZM212 104V105H211ZM216 104H217V106H218V109H219V107H220V109H219V111H218V109H217V106H216ZM228 104V105H227ZM232 104V105H231ZM7 105V106H6ZM31 105H33L34 106V108L31 106ZM38 105V106H37ZM111 107H110V106ZM120 105V106H119ZM128 107H126V106ZM203 107H202V106ZM207 105V106H206ZM226 105H227V108H226ZM251 105V106H250ZM3 106V107H2ZM4 106H6V107H4ZM11 106V107H10ZM23 107L24 109H22V108H20V107ZM40 106V107H39ZM93 108V109H91V107ZM103 106H105V107H103ZM116 106H117V108H116ZM143 106V107H142ZM190 106V107H189ZM201 106V107H200ZM210 108H209V107ZM229 106V107H228ZM232 106L234 107V108H232ZM14 108V109H11V111L9 112L8 110H7V112L6 113H3L4 111H1V109L3 110V108H5L4 110H6L7 108ZM56 107V108H55ZM62 109H61V108ZM96 107V108H95ZM110 107V108H109ZM112 107H114V108H112ZM119 107H121V108H119ZM172 107V108H171ZM213 107H215V108H213ZM221 107H222V110H221ZM251 107H253V108H251ZM38 108V109H37ZM59 108V110L57 111V109ZM84 108H86V109H84ZM91 110H90V109ZM163 108V109H162ZM230 108H232V109H230ZM237 108V109H236ZM241 108H243V109H241ZM19 109V110H18ZM21 109H22V111H21ZM52 109V110H51ZM54 109H55V111H54ZM61 109V110H60ZM165 109V110H164ZM208 109V110H207ZM226 109H229V110H227L226 111ZM236 109V110H235ZM26 112V114H30V115H26L25 114V112ZM38 110V111H37ZM64 110H66V111H64ZM90 110V111H89ZM173 110V111H172ZM223 110H225V111H223ZM231 110V111H230ZM22 112V113H20V112ZM30 111L33 113V111H34V113L32 114V113H30ZM52 111H54V112H56L57 111V113H58V115H55V114H57V113H55V114H53L54 112H52ZM70 113H69V112ZM85 112V114L83 113V112ZM94 111V112H93ZM233 111V112H232ZM234 111H236V113H239V114H236L235 115V112ZM241 111H243V112H241ZM9 112V113H8ZM15 112H18V114L16 115V113ZM51 112H52V114H51ZM63 112V113H62ZM65 112V113H64ZM115 112V113H114ZM166 112V113H165ZM170 112V113H169ZM173 112V113H172ZM199 112V113H198ZM226 112V113H225ZM228 112V113H227ZM232 112V113H231ZM248 112V113H247ZM3 113V114H2ZM14 113V115H12ZM36 113V114H35ZM60 113H62V114H60ZM88 113V114H87ZM113 113V114H112ZM160 113V114H159ZM162 113V114H161ZM179 113V114H178ZM201 113V114H200ZM231 115H230V114ZM233 113H234V116H233ZM240 113H243L242 114V117L240 116L241 114ZM244 113H245V116H244ZM26 115L27 117L29 116H31L30 118H27V117H22L23 115ZM51 114V115H50ZM82 114V115H81ZM109 114V115H108ZM142 114H144V113H142ZM141 114V115H142ZM225 114V115H224ZM250 114V115H249ZM47 115H49V117H51V118H49V120H48V118L46 119L45 117L47 116ZM55 115V116H54ZM70 115V116H69ZM81 115V116H80ZM96 115V116H95ZM129 115V116H128ZM159 115H160V117H159ZM172 115V116H171ZM174 115V116H173ZM192 115V116H191ZM40 116H41V118H40ZM44 116V117H43ZM52 116H54V117H52ZM89 116V117H88ZM92 116V117H91ZM134 116V117H133ZM172 118H171V117ZM196 116V117H195ZM227 116V117H226ZM230 116V117H229ZM240 116V118L238 119V117ZM78 117V118H77ZM85 117V118H84ZM94 117V118H93ZM111 117H113V118H111ZM175 117H176V119H175ZM186 117H188L187 119H186ZM218 117V118H217ZM232 117H234V119L232 118ZM248 117H252V118H248ZM256 118V120H257V123H256V121H255V118ZM10 118V119H11ZM45 118V119H44ZM88 118V119H87ZM91 118V119H90ZM93 118V119H92ZM106 118V119H105ZM143 118V119H142ZM158 118V119H157ZM167 118H169V122H168V120H167ZM179 118V119H178ZM191 118V119H190ZM213 118H215V120L213 119ZM228 119V121H227V119ZM242 118V119H241ZM6 119V120H5ZM63 119V120H62ZM76 119V120H75ZM108 119H110V121L108 120ZM117 119V120H116ZM164 119V120H163ZM170 119H172V120H170ZM190 119V120H189ZM196 119V120H195ZM202 119H205V120H202ZM233 119V120H232ZM33 120V121H32ZM42 120H44V121H42ZM46 120V121H45ZM50 120L52 121V122H50ZM86 120V121H85ZM90 120V121H89ZM119 120V121H118ZM120 120H122V121H120ZM144 120V121H143ZM149 120H152V121H149ZM156 120V121H155ZM157 120H159L158 121V124H157ZM167 120V121H166ZM174 120V121H173ZM175 120H176V122H175ZM177 120H180V121H177ZM183 120V121H182ZM186 120V121H185ZM188 120V121H187ZM194 120V121H193ZM201 120V121H200ZM218 120V121H217ZM240 120V121H239ZM241 120H244V122L243 121H241ZM2 121V122H1ZM63 121V122H62ZM75 121V122H74ZM92 121V122H91ZM99 121V122H98ZM141 121V122H140ZM148 121V122H147ZM156 123H155V122ZM165 121H166V123H168L169 124V128H165L164 129V131H162L163 129H161L160 130V128H161V126L164 128V124H165ZM182 121V122H181ZM196 121V122H195ZM215 123H214V122ZM251 121H253V122H251ZM24 122H23V124H24ZM32 122V123H31ZM45 123V124H43L42 125V123ZM46 122H49V123H46ZM55 122H56V124H55ZM72 122H73V125H72ZM80 122H84L83 124L82 123H80ZM87 122V123H86ZM88 122H89V124H88ZM93 123V125L91 124V123ZM117 122V123H116ZM123 122V123H122ZM140 122V123H139ZM151 122V123H150ZM161 122V123H160ZM163 122V123H162ZM172 123V125L173 126H170L171 125V123ZM175 122V123H174ZM180 123V126L178 125L179 123ZM195 122V123H194ZM201 122V123H200ZM211 122V123H210ZM230 122V123H229ZM238 122V123H237ZM251 122V123H250ZM53 125H52V124ZM60 123V124H59ZM74 123H77V124H74ZM79 123V124H78ZM107 125H106V124ZM120 123V124H119ZM122 123V124H121ZM146 123H148L147 125H146ZM152 123H155V124H153L152 125ZM177 123V124H176ZM196 123H198L197 125H194V124H196ZM207 123H209L208 125H207ZM254 123V124H253ZM256 123V124H255ZM87 124V125H86ZM103 124V125H102ZM126 124V125H125ZM133 124V125H132ZM157 124V125H156ZM174 124L176 125V126H174ZM192 124V125H191ZM36 125V126H35ZM57 125V126H56ZM79 126L78 128H77V130L76 131H74L73 130V132H72V129H74L75 127H77V126ZM89 125H91V126H89ZM101 125H102V127H104V129H103V134H104V132H105V136L107 135L108 137V139L104 136H102V133H100L101 132V130H102V127H101ZM122 125H124V126H122ZM135 125H136V127H135ZM150 125H152L150 128H149V126ZM194 125V126H193ZM224 125V126H223ZM231 125V126H230ZM38 127L37 129L38 130H34V128L33 127ZM43 126V127H42ZM53 126H54V128H53ZM64 126V127H63ZM70 127V131H69V127ZM93 126V127H92ZM108 128H106V127ZM109 126L111 127V126H114V127H111L112 128V131H111V128L109 129ZM120 126V128H116V127H119ZM130 127V126H132V127H130L129 129H128V131L131 129V131H133L132 132V136H131V134H130V136H129V133H128V131L126 130V128H128V127ZM138 126V127H137ZM147 126V127H146ZM166 126H168L167 124H166ZM193 126V127H192ZM226 126V127H225ZM41 127H42V129H41ZM58 127V128H57ZM62 127V128H61ZM81 127V128H80ZM88 127H90V128H88ZM93 129H92V128ZM100 127V128H99ZM172 127H173V130H174V133H172L171 131H172ZM174 127H176V129L174 128ZM234 127V130L232 129ZM134 128V129H133ZM135 128H138V129H135ZM149 128V129H148ZM180 128H181V130H182V132L180 131ZM203 128V129H202ZM34 130V132H31L30 130ZM51 129V130H50ZM85 129V130H84ZM89 130V131H87L86 132V130ZM116 129H120V133H121V131H122V134L121 135H119L118 133H117V135L115 134L116 132H114ZM124 129L126 130L125 131V133L127 134H124ZM166 129H168V130H170L171 129V131H166ZM253 129H254V131H253ZM55 130H57V132L55 131ZM61 130V131H60ZM62 130H64L63 132H65L66 134L64 135V133L62 132ZM66 130H67V132H66ZM80 130V131H79ZM83 130V131H82ZM90 130H92V132L90 131ZM140 132V134L141 133H143L142 135H139V133H138V131ZM148 130H149V132H148ZM154 130V131H153ZM156 130V131H155ZM195 130V129H194ZM202 130V131H201ZM241 130V131H240ZM246 130H248L247 131V133L245 132ZM1 131V130H0ZM29 131H30V133H29ZM43 131H44V133H43ZM55 131V132H54ZM82 131V132H81ZM84 131H85V134L87 133L88 134V136H87V140L88 141H85L86 139H85V137L86 136H84V135H82V133L84 134ZM96 131V132H95ZM111 131V132H110ZM117 131V130H116ZM119 131V130H118ZM130 131V132H131ZM135 131H137V132H135ZM143 131V132H142ZM177 131V132H176ZM178 131L179 132H181V133H179V137H177L178 136ZM208 131V132H207ZM251 131L252 132H254V133H251ZM51 132V133H50ZM55 134H54V133ZM78 132V133H77ZM89 132L91 133V135H92V137H91V135H89ZM114 132V133H113ZM160 132V133H159ZM162 132H166L165 133V135L162 133ZM168 132H170L171 133V136H170V133H169V138H167L168 136H166V134H168ZM186 132H187V130H186ZM199 132H200V135H197V133L199 134ZM242 132H244V134L242 133ZM32 133V134H31ZM77 133V134H76ZM96 133L98 134V135H96ZM106 133H108V134H106ZM113 133V134H112ZM144 133H145V135L147 136H144ZM157 133V134H156ZM236 133H238L237 135H236ZM241 133V134H240ZM2 134V133H1ZM44 134H46L45 136H43ZM59 134V135H58ZM70 134V135H69ZM73 134V135H72ZM125 135V137H128L127 138V140H130V142H128V146H126L125 144L127 143L126 141V138H125V140L123 139L122 141L121 140H119L120 138H122L123 136L122 135ZM163 134V135H162ZM173 134H175V135H173ZM249 134V137H248V139H247V135ZM55 135H57V137H58V139L57 138H53V137H56ZM64 135V136H63ZM80 135H82V137L80 136ZM102 136L103 137V139H102V137H100V136ZM119 135V139H118V136ZM135 135H136V137H135ZM190 135V136H189ZM41 136H43L42 138H41ZM62 136V137H61ZM75 136H76V138H78V140L75 138ZM96 136V137H95ZM138 136V137H137ZM139 136H140V138H139ZM149 136V137H148ZM197 138H195V137ZM221 136V135H220ZM241 137V138H239V137ZM252 136V137H251ZM2 137V138H1ZM45 137V138H44ZM52 137V138H51ZM115 138V139H113V138ZM131 137H132V140H131ZM143 137H145L144 139H143ZM152 137H155V138H152ZM161 139H163L162 141L160 140V138ZM178 138V139H180V137H181V142H184V144L183 143H179L178 145H176L177 144V139L176 138ZM205 137V139H207ZM263 138H264V136H262ZM49 138H51V139H53V141L52 140H50ZM69 138H70V141L68 142V140H69ZM71 138H73V139H75V140H73V139H71ZM81 138V139H80ZM96 138V139H95ZM106 140H105V139ZM135 138H136V141L134 142V140H135ZM148 138H149V140H148ZM159 138V139H158ZM173 138V139H172ZM187 138V139H186ZM243 138V139H242ZM35 140V142H34V140ZM39 139V140H38ZM46 139H47V141H46ZM62 139V140H61ZM89 139H90V143H87L86 144V142H89ZM102 139V140H101ZM111 139V140H110ZM140 139V141H139V143H138V141L137 140H139ZM151 139V140H150ZM154 139H155V141L156 142H154ZM164 139H166V144H165V142H164ZM239 139V140H238ZM31 140V141H30ZM50 140V141H49ZM54 140H56V141H54ZM61 140V144H62V149H60L61 148V144H60V141ZM67 140V141H66ZM74 142H73V141ZM84 140V141H83ZM95 141V147L93 146L94 145V143L92 144V141ZM107 140H110V141H108L107 142ZM119 140V142L118 143H116V145H115V142H117ZM260 140V139H259ZM258 140V141H259ZM262 140H264V139H262ZM29 141V143H27ZM43 141H46L47 143H45V142H43ZM81 141H83V142H85V143H83V145L81 144ZM98 141H100L99 143H97ZM103 141H105V143L107 142V144L109 145V143H110V147L109 148H104L105 147V143L103 142ZM144 143H143V142ZM152 141H153V144H155V145H152V147L153 148H151V150H154V151H152L155 155H153L152 154V152L149 150V151H147L146 149H144V148H140L141 149V151L143 152V153H141L140 151H138L139 149H137L138 147H140L141 145V147H146V145L148 144V145H150V142H151V144H152ZM163 143L164 142V146L161 144V142ZM175 142V144H173L174 142ZM245 141V140H244ZM254 140H252L251 141V143L253 142ZM40 142H42L41 143V145H40ZM67 142V143H66ZM132 142V143H131ZM148 142V143H147ZM159 142V143H158ZM167 142H170V143H172L171 145H169V148H168V144H167ZM262 142V141H261ZM26 143V144H25ZM33 143V144H32ZM58 143H59V145H58ZM77 143V144H76ZM102 143H103V145H104V147H103V151L101 150V153H100V148H102L101 146H102ZM111 143H113V144H111ZM131 143V144H130ZM137 143H138V145H137ZM145 143H147V144H145ZM169 143V144H170ZM27 144H31V145H29V146H27ZM36 145V147H35V145ZM44 144V145H43ZM46 144H49V145H51V146H49L50 147V151L48 150V148H47V146H45ZM72 144H76V145H72ZM89 144V145H88ZM161 146H160V145ZM180 144H181V147H180ZM208 144H210V143H208ZM208 144H206V145H208ZM239 144V145H238ZM254 144V143H253ZM253 144H250L251 146H250V148L248 149L247 147H245V148H242L246 153H249V154H247L246 156H250V157H252L251 158V160H253V158H254V160H253V162H256V161H258V160H263L264 161V150H261V149H264V146H262L263 145V142H262V144L259 142L258 144H259V146H260V148H256V149H253L252 147H254L255 145H253ZM24 146L25 145V147L23 148L22 146ZM88 145V146H87ZM97 145V146H96ZM100 145V146H99ZM107 145V146H108ZM111 145H112V147H111ZM134 147H133V146ZM138 147H137V146ZM166 145V146H165ZM214 145L216 146V144H211L210 145V148L211 147H213V148H211V149H207V148H205V150L207 151H205L204 150V154L207 156V159H210L211 161H216V162H220V160H222V154H223V152L221 153L220 151H221V149L222 148H215L214 147ZM246 145V144H245ZM40 146H42V147H40ZM46 147V149H43V147ZM54 146V148H52ZM57 146H58V148H57ZM63 146H65V147H63ZM66 146H67V151L66 150H64L65 148H66ZM69 146V147H68ZM70 146H72V149L73 148H75V149H73V151H70V149H71V147ZM74 146V147H73ZM77 146H79V149H78V147ZM86 146V147H85ZM92 146H93V149L95 150H93L94 151V153H96L95 155H93L91 158H93V160H89L90 162L88 163V159L90 158V156H91V153L93 152L92 151ZM106 146V147H107ZM124 146H126V148L124 147ZM137 148H136V147ZM157 146H158V149L159 150H157V149H154V148H157ZM171 146H172V148H171ZM177 146V147H176ZM262 146V147H261ZM2 147H3V150H4V153H3V150H2ZM44 147V148H45ZM76 147H77V150H76ZM129 147V148H128ZM132 147H133V150H135V155H133V157H131L132 158V160H130V156H131V153L133 152L132 151ZM151 147V146H150ZM163 147V148H162ZM165 147H166V150H164L165 149ZM209 147V146H208ZM249 147V146H248ZM258 147V146H257ZM31 148H32V150H31ZM42 148V149H41ZM64 148V149H63ZM85 148H87V149H85ZM91 148V149H90ZM99 148V149H98ZM112 148V149H111ZM113 148L114 149H116V148H118V149H116L115 151L113 150ZM121 150H120V149ZM124 148V149H123ZM137 149V151H136V149ZM147 148V147H146ZM182 148V149H181ZM217 149V151H218V153L216 152V150L215 149ZM255 148V147H254ZM8 149V148H7ZM6 149V150H7ZM33 149H35V150H33ZM40 150V152H42V151H44L45 152V154L43 155V153L44 152H42V153H38V150ZM52 149H53V151H52ZM54 149H55V151H54ZM58 149H60V150H58ZM71 149V150H72ZM84 149H85V151H86V154H85V152H84ZM123 149V150H122ZM125 149L127 150V152L128 153H130L129 155L130 156H128V153H126V152H124L125 151ZM148 149V148H147ZM252 149V150H251ZM13 150V151H12ZM20 150V151H19ZM22 150V151H21ZM105 150H107V151H105ZM117 150H120L119 152L117 151ZM162 150V151H161ZM169 151V150H171L169 153L167 152V155H164L163 154V152L164 151ZM255 150H258L257 152L255 151ZM262 151V152H260V151ZM17 151H19V152H17ZM33 151V152H32ZM77 153H76V152ZM84 153H82V152ZM110 151H112L111 153H109L110 154V156L107 154L108 152H110ZM122 151V152H121ZM131 151V152H130ZM158 151V153H155V152H157ZM210 151V152H209ZM212 151H213V153H212ZM252 152V154H251V152ZM254 151V152H253ZM31 152H32V154H31ZM38 153V154H35V153ZM70 152H71V155L70 156H73V155H77L76 157L75 156H73L72 158H73V161L71 160V158H68L69 156H68V154H70ZM72 152H73V154H72ZM91 152V153H90ZM115 152V153H114ZM137 152H140L141 154L139 155V153H138V155H136L137 154ZM145 152H146V154L148 155V153L150 152L151 153V155H150V157L151 156H153V157H151V158H149L146 154H145ZM209 152V153H208ZM7 153V152H6ZM55 154L54 155V157H57V159L56 160H51V162H50V160L49 159H51L52 158V156H51V154ZM62 153L63 154H65L66 156H62V158H63V160L65 159V161H63V160H61L62 158L60 157L61 155H62ZM67 153V154H66ZM79 153V154H78ZM88 153H90V155H87ZM93 153V154H94ZM100 153V154H99ZM134 153V152H133ZM210 153H212L213 155H211ZM258 153V154H257ZM262 153V154H261ZM13 154V155H12ZM15 154V155H14ZM28 154V155H27ZM31 156H30V155ZM40 154L41 155H43V156H40ZM59 154H60V156H59ZM99 154V155H98ZM107 154V155H106ZM117 154H119V157L117 158L116 156H117ZM120 154H122V155H120ZM123 154L125 155V156H123ZM157 154V155H156ZM164 156H163V155ZM214 154H216L215 156H214ZM219 154V155H218ZM253 154H254V156H253ZM12 155V156H11ZM50 155V156H49ZM88 156V157H86V158H84L85 156ZM98 155V156H97ZM106 155V156H105ZM112 155V156H111ZM144 155H145V157L150 161V162H146L147 164L145 165V163H144V159H146V158H143L144 157ZM171 155V156H170ZM244 155H245V153H244ZM243 155V156H244ZM252 155V156H251ZM257 155H258V158H257ZM259 155H260V157H259ZM4 156V155H3ZM25 156V158L27 157L28 159H24L23 157ZM36 157V159H35V157ZM102 156V157H101ZM120 156H122V157H120ZM163 156V157H162ZM205 156V157H206ZM246 156H244L245 158H244V160H246L247 161V158H246ZM263 156V157H262ZM42 157H44L43 158V161H42V159L40 160V158H42ZM49 157V158H48ZM54 157L52 158V159H54ZM60 157V158H59ZM127 157V158H126ZM161 157V158H160ZM166 157V158H165ZM170 157V158H169ZM250 157H248V161L249 162H252L251 160H250ZM45 158H47V159H45ZM68 158V159H67ZM105 158L110 162H108V161H106L105 160ZM121 158V159H120ZM135 158H136V160H137V162H136V160H135ZM141 158H143V159H141ZM156 158H158V159H156ZM159 158H160V162L162 163L163 161V168H160V163H158V160H159ZM30 159V160H29ZM34 159V160H33ZM76 159V160H75ZM83 159V161L81 162V160ZM96 159V160H95ZM98 159H99V163H98ZM140 159H141V161L143 160V163H144V165H140L139 166V163H142L141 161H140ZM156 159V160H155ZM5 161V162H2V161ZM7 160V161H6ZM13 160V161H12ZM28 160V161H27ZM33 160V161H32ZM45 160V161H44ZM59 160H61V161H58ZM85 160V161H84ZM102 160L105 162H102ZM120 160H122V161H120ZM129 160H130V162H129ZM148 160H145V161H148ZM241 160H243V158L241 159ZM243 160V161H244ZM37 161V162H36ZM43 163H42V162ZM71 161V162H70ZM78 161V162H77ZM86 161H87V163H86ZM97 161V162H96ZM102 163H101V162ZM128 161V163H126ZM245 161V162H246ZM247 161V162H248ZM10 162H11V164H10ZM21 162V163H20ZM27 162V163H26ZM50 164H49V163ZM52 162H53V164H52ZM94 162H95V166H97L96 164L98 163V164H100L97 168L99 169V171H100V167H102V165L104 164L105 165V167H107L108 165L109 166H111V168H112V170H110V168H109V166H108V168H109V170H107V168L105 169V167H104V170H103V173H104V175H102V173L99 175V173H97L98 174V179H96V180H99V178L102 176V178H101V180L103 181L105 178H106V176H107V179L106 180H104L105 182H107V183H103L101 180H100V185H99V183L95 180L94 181V171H95V169H97V168H95L94 170L92 169V165H94ZM106 162H107V164H106ZM119 162H121V163H119ZM262 162V161H261ZM3 163V164H2ZM9 163V164H8ZM13 163V164H12ZM15 163V164H14ZM23 163V164H22ZM31 163V164H33V166L32 165H29V164ZM38 163V165H36ZM41 163V164H40ZM59 163V164H58ZM68 163V164H67ZM76 163V164H75ZM81 163V164H80ZM85 163L87 164V165H85ZM114 163V164H113ZM117 163V164H116ZM125 163L126 164H128L129 165V167H131L132 168V166L134 167V169L132 168V171H131V168L130 169H126V168H128L126 165H125ZM156 163H158V166H156L157 164ZM8 164V165H7ZM25 164V165H24ZM35 164V165H34ZM62 164L64 165V166H66V167H64V166H62ZM67 164V165H66ZM72 164V165H71ZM120 164H121V166H120ZM137 164H138V166H137ZM18 165V166H17ZM24 165V166H23ZM48 165H49V168H48ZM60 165V166H59ZM74 165L77 167H74ZM162 165H161V167H162ZM10 168H9V167ZM15 166V167H14ZM16 166H17V168H16ZM27 166V167H26ZM30 166H31V168H30ZM64 167L63 168V171L65 172V173H63V172H60V173H62L61 175H59V176H56V175H58L57 173H58V168L59 167ZM68 166H69V169H68ZM90 166H92V167H90ZM123 166H126L125 168L123 167ZM150 166H152V170H151V168H150ZM180 166V165H179ZM3 167V168H2ZM8 167V168H7ZM12 167V168H11ZM14 167V168H13ZM33 167V168H32ZM47 167V168H46ZM55 167V168H54ZM83 168V169H80V168ZM137 167H140V169L142 170V168H144V171L146 172V173H144V177L141 175V173L139 174L138 173V171H135V170H139L140 171V169H138ZM177 167H178V164H177ZM2 168V169H1ZM7 168V169H6ZM20 168V169H19ZM30 168V169H29ZM42 168V169H41ZM70 168H73L72 169V171L70 170ZM86 168V169H85ZM103 168V167H102ZM102 168H101V170H102ZM149 168V169H148ZM180 167H178L177 169H179ZM12 169V170H11ZM22 169H23V171H22ZM32 169V170H31ZM36 169V170H35ZM53 169V170H52ZM89 170V172H91V175H89V177L87 176V174L88 173H86V171L88 172V170ZM97 169V170H98ZM114 169V170H113ZM119 170V173H117L118 171L117 170ZM147 169V170H146ZM155 169H157V170H155ZM181 169V168H180ZM3 170V171H2ZM9 170H11V171H9ZM30 170H31V172H30ZM41 170H43V171H41ZM46 170H48L49 172L47 173L46 172ZM55 170H56V172H55ZM79 171V172H77V171ZM80 170H81V172H80ZM107 170V171H106ZM116 170V171H115ZM123 170V171H122ZM126 170H128V172H126ZM134 170V171H133ZM159 170V171H158ZM208 170H210V169H208ZM235 170H237V169H235ZM36 171V172H35ZM61 171H62V168H61ZM83 171H85V175L91 180V179H93V181H94V183L96 184H94V183H92V182H90L89 180L88 181H86L88 178L85 176V175H83L84 174V172ZM115 171V172H114ZM125 172L124 174H123V179H121L120 177L122 176V172ZM143 171V172H144ZM155 171H156V173H155ZM205 171V172H204ZM221 171V176L220 177H222V178H224L225 176H224V174L226 175V172H224L223 170H217V172L215 173L217 176H219L220 174H219V172ZM6 172V173H5ZM10 172V173H9ZM13 172V173H12ZM17 172V173H16ZM22 172V173H21ZM29 172H30V174H32L34 177H29L30 176V174H29ZM33 172H35V173H33ZM38 172L39 173H41L40 175L38 174ZM75 172L76 173H80V174H78V176H76L75 177ZM96 172V171H95ZM111 172H113V177L111 176ZM121 172V173H120ZM131 172H132V175L134 176V174L136 175V172L139 174V175H141V177L140 176H138V174L136 175V176H134V177H132L131 179H129L130 177H127L129 174H131ZM148 172H149V174H150V177L149 178H147V179H149V180H151V181H148V180H146L145 179V177H148L149 176V174H148ZM152 172V173H151ZM206 172H208V171H206V169L205 170H203V179L204 180H208L207 178V176H209V179L210 178H212L211 179V181L213 180V178L214 179H217L216 177H214V172L212 173V172H208V173H206ZM12 173V174H11ZM44 173L46 174V175H44ZM53 173H55V174H53ZM68 174V176H67V174ZM83 173V174H82ZM154 173H155V176H153L152 177V174L154 175ZM158 173V174H157ZM209 173H210V175H209ZM218 173V174H217ZM236 172H234V174H235ZM7 174H9V175H7ZM24 176H22V175ZM52 174V177L54 176H56L55 177V179H54V183H52L51 182V180L50 179H53V178H51V175ZM82 174V175H81ZM90 174V173H89ZM96 174V173H95ZM96 174V175H97ZM117 174H119L117 177L118 178H116L115 176L117 175ZM126 174H128V175H126ZM143 174V173H142ZM145 174L147 175V176H145ZM6 175H7V177H6ZM12 175H14V176H12ZM29 175V176H28ZM39 175V176H38ZM49 175V176H48ZM64 175V176H63ZM94 175V176H93ZM109 175V176H108ZM126 175V176H125ZM157 175V176H156ZM215 175V176H216ZM10 176V177H9ZM83 176H85V178L84 179H86V180H83L82 181V179H83ZM112 177V178H114L115 177V179H117V180H119V181H117L118 183H121L120 181L122 180V183L124 182L125 183V185L126 184H129L130 185V181H131V185L129 186L128 185V187L126 186L125 188H129L130 190H131V188L132 187H134V188H137L138 186H139V188H141V187H143L142 185H140V184H143V183H139V181H143L142 180V177L147 181V182H145V184H147V183H153V184H148V185H144L145 186V190H144V188H142V191H141V196L139 195V196H134L133 194L135 193H137L136 191H138L139 190V188H137L136 190L134 189V188H132V190L134 189V193L132 194V190L130 191L131 193L129 194V192H126L128 189H125L124 188V186H123V184H118V183H116L115 181H113L112 180V178L110 179V178H108V177ZM205 176V177H204ZM74 177H75V179H74ZM77 177H79V179L77 178ZM219 177V178H220ZM8 178V181L6 180ZM21 178V179H20ZM23 178V179H22ZM31 178V179H30ZM40 179V180H38V179ZM46 180H45V179ZM56 178L58 179V180H56ZM65 178V179H64ZM66 178H67V180H66ZM72 178V180H70ZM96 178V177H95ZM121 180H120V179ZM221 178V179H222ZM16 179V180H15ZM18 179H19V181H18ZM25 179H26V181H25ZM36 179V180H35ZM109 179L112 181L111 183L109 182ZM114 179V180H115ZM155 179H156V182H155ZM220 179V180H221ZM10 180V181H9ZM14 180V181H13ZM41 180H43V181H41ZM55 180L56 181H58L57 183H55ZM75 181L74 183H75V185H74V183H73V186H75V187H71V184H72V181ZM126 180V181H125ZM159 180V181H158ZM162 180V181H161ZM16 181V182H15ZM21 181V182H20ZM24 183H23V182ZM33 181V182H32ZM38 181V182H37ZM47 181V182H46ZM61 183H60V182ZM63 181H64V183L65 184H63ZM134 181H136V182H138V186H137V184H134V183H136V182H134ZM14 182V183H13ZM35 182V183H34ZM41 182V183H40ZM69 182V183H68ZM83 184H81V183ZM85 182H88L87 184H89V185H87ZM114 182V183H113ZM156 183V185H154L155 183ZM174 181H170L168 184H169V188L174 192L176 189H178L179 187H178V183H173ZM9 183V184H8ZM16 183H18V185L16 184ZM23 183V184H22ZM47 183V184H46ZM49 183V184H48ZM77 183H78V185L79 186H77ZM103 183V184H102ZM118 185H116V184ZM180 183V182H179ZM209 183V180L207 181V183H206V185H207V188H206V185H198V184H192L193 186H188L187 187V191L189 192V197H190V195H191V197L189 198V200L187 201V208H190V209H192V205L195 203V200H199L200 198H201V194L200 193H198L197 191H196V189H202L203 187H205L206 189H208L209 187H208V184ZM212 183H213V181H212ZM226 183H227V181L226 182H224L222 185H224V187H225V185H226ZM15 184V185H14ZM26 184H27V186H26ZM32 184V185H31ZM40 184H42V185H40ZM60 184L62 185L61 187H60ZM92 184V185H91ZM105 184V187H103L102 185H104ZM134 184V185H133ZM171 184V185H170ZM175 184H178L177 186L175 185ZM210 184H211V182H210ZM239 184V183H238ZM3 185H5V187H3ZM6 185H7V187H6ZM16 185L18 186V188L16 187ZM35 185H36V188H35ZM39 185V186H38ZM44 185V186H43ZM57 185V186H56ZM81 185V186H80ZM109 185V186H108ZM111 185V186H110ZM152 185H154V187L152 186ZM158 185V186H157ZM11 186V187H10ZM24 186H26V187H24ZM65 186V187H64ZM67 186H69V187H67ZM78 188H77V187ZM98 186V187H97ZM136 186V187H135ZM174 186V187H173ZM201 186V187H200ZM203 186V187H202ZM210 186V185H209ZM239 186V185H238ZM11 189H10V188ZM15 187V188H14ZM33 187V188H32ZM102 187V188H101ZM110 189H109V188ZM121 187H123V189H121ZM176 187V189L174 190L173 188H175ZM211 187H212V184H211ZM224 187H221V190H222V188L223 189H225ZM1 188H2V190H1ZM25 188V189H24ZM67 188V189H66ZM106 188V189H105ZM118 188H120V191H119V189ZM154 188V189H153ZM164 188V189H163ZM194 188H196V189H194ZM204 188V189H205ZM3 189H6V190H3ZM13 189V190H12ZM26 189H29V190H26ZM31 189V190H30ZM55 189V190H54ZM64 191H63V190ZM78 189V190H77ZM80 189V190H79ZM85 189V190H84ZM107 189H109V190H107ZM113 189V190H112ZM149 189V190H148ZM205 189V190H206ZM22 190V191H21ZM56 190H58V191H60V192H58V191H56ZM67 190V191H66ZM103 190V191H102ZM105 190V191H104ZM112 190V191H111ZM115 190V191H114ZM122 190H126L125 192L124 191H122ZM144 190V191H143ZM170 190V191H171ZM13 191H15V192H13ZM23 192V194L21 193V192ZM32 191V192H31ZM40 191V192H39ZM42 191V192H41ZM51 191H53V192H51ZM107 191V192H106ZM216 191H219L218 189L216 190ZM6 192V193H5ZM20 192V193H19ZM27 194H25V193ZM37 192V193H36ZM46 192V193H45ZM49 192V193H48ZM56 192V193H55ZM67 192H68V194H67ZM70 192V193H69ZM122 192V193H121ZM139 192H140V190H139ZM147 192H145V193H147ZM172 192V193H173ZM13 193V194H12ZM14 193L16 194V196H17V198H16V196L14 195ZM28 193H29V195H32V196H29L28 195ZM36 193V194H35ZM42 194V196L41 195H39V194ZM117 193H118V195H119V193H120V196H118L117 195ZM126 193V194H125ZM128 193V194H127ZM170 193V192H169ZM198 193V194H197ZM6 194V195H5ZM22 194V195H21ZM45 194V195H44ZM50 194H52L51 196H50ZM61 194V195H60ZM77 194V195H76ZM104 196H103V195ZM138 194V193H137ZM158 194H160V195H158ZM164 194V195H163ZM196 196H195V195ZM8 195V196H7ZM24 195V196H23ZM39 197H37V196ZM80 195V196H79ZM85 195V196H84ZM128 197H127V196ZM148 195V194H147ZM200 195V196H199ZM34 196H36V198L34 197ZM85 198H84V197ZM101 198H100V197ZM135 198H134V197ZM142 196H144V197H142ZM1 197H3V199L1 198ZM15 197V198H14ZM33 197V198H32ZM42 197V198H41ZM49 197H50V199H49ZM90 197H91V199H90ZM106 197V198H105ZM132 197H133V199H132ZM11 198H13L12 200H11ZM47 199V201H46V199ZM59 199V201H58V199ZM73 198V199H72ZM84 198V199H83ZM116 198H117V200H116ZM174 198H175V200L172 198V197H170L169 196V199H170V201L171 202H175V201H180L179 203H181L182 201H183V198H182V200H181V198H179V197H176V196H174ZM28 199H30V200H28ZM37 199V200H36ZM41 199V200H40ZM45 199V200H44ZM55 199V200H54ZM89 199V200H88ZM97 199V200H96ZM121 199H124V200H121ZM10 200V201H9ZM33 200V201H32ZM51 200V201H50ZM56 200H57V202H56ZM70 200V201H69ZM92 200H94V201H92ZM101 200V203L99 202ZM14 201H17V202H14ZM69 201V202H68ZM97 201V202H96ZM109 201V202H108ZM127 201V202H126ZM141 201V200H140ZM27 202V203H26ZM40 202H41V209H40ZM54 202V203H53ZM59 202L61 203L60 205H61V207H60V205H59ZM73 202V203H72ZM80 202V203H79ZM171 202H169V204L171 203ZM18 203V204H17ZM58 203V205H56ZM65 203V204H64ZM67 203L69 204V205H67ZM77 203H79V204H77ZM25 204V205H24ZM27 204V205H26ZM31 204V205H30ZM103 204H105L103 207H102V205ZM120 204V205H121ZM188 204H189V206H188ZM33 205H35V206H33ZM38 205V206H37ZM64 205V207H62ZM66 205H67V207H66ZM100 205H101V207H100ZM119 205V206H120ZM165 205H168V203H166ZM11 206H13V207H11ZM17 206V207H16ZM29 206V207H28ZM52 206V207H51ZM84 206V207H83ZM7 207V208H6ZM9 207H10V209H9ZM18 207L20 208L19 209V211H16L17 209H18ZM25 207V208H24ZM28 207V208H27ZM48 207V208H47ZM60 207V208H59ZM81 207H83L84 208V210L85 211H81L83 208H81ZM99 207H100V209H99ZM124 208L123 209H128L129 210V207L127 208H125V205L123 206ZM4 208V210H2V209ZM6 208V209H5ZM17 208V209H16ZM39 208V209H38ZM52 208H53V211H52ZM63 208V209H62ZM68 208V209H67ZM91 208V209H90ZM117 208H119L118 206H117ZM8 209H9V212H7L8 211ZM70 209H71V211H70ZM92 209H93V211H92ZM151 209V208H150ZM153 210H154V208H152ZM7 210V211H6ZM33 212H32V211ZM45 210V211H44ZM48 210V211H47ZM50 210V211H49ZM63 212H62V211ZM65 210V211H64ZM155 210H157V208H155ZM23 211V212H22ZM27 211V212H26ZM30 211V212H29ZM36 212H38V213H36ZM41 212V213H40ZM55 212V213H54ZM69 212V213H68ZM93 212V213H92ZM108 212H110V213H108ZM149 212V213H148ZM158 212V213H157ZM8 213V214H7ZM10 213V214H9ZM25 213V214H24ZM43 213V214H42ZM48 213V214H47ZM49 213H51V214H49ZM54 213V214H53ZM60 213V214H59ZM62 213V214H61ZM66 213H67V215L69 216V219H68V221L70 220V219H74L75 220V222H77V223H74L73 225H76L75 227L76 228H81L82 230V232L80 231V234L78 235L79 236V238L80 239H82V243L85 241V240H88V237L87 238H85L87 235H88V233L87 232H89V231H91V234H89V237H91V236H93L91 239L89 238V240L88 241H85V243H87L86 244V247H84V245H85V243H83L84 245H82V248H84V249H82L83 250V254L82 253H79L78 254V251H80L78 248V250L76 249V247H78V243H81V240H79L80 242H78V238L77 239H75L74 237L75 236H77L76 234H75V232H76V230L74 229H72L71 228V221H67V217H66ZM107 213V214H106ZM112 213V214H111ZM125 213V214H124ZM142 213H144L143 214V216H146V214H147V217L149 216L150 218H152L153 220H151L150 218H143V216H142V218L140 219V217H141V214ZM11 214H13V215H15L16 217H14L13 215H12V218H11ZM18 216H17V215ZM29 214V215H28ZM30 214H33V215H31L30 216ZM35 214H36V218H35ZM89 214V215H88ZM114 214V215H113ZM23 215V217H20V216H22ZM44 217H43V216ZM51 215V216H50ZM54 215V216H53ZM112 215V216H111ZM152 215H154L153 217H155V218H153L152 217ZM38 216V217H37ZM76 216V217H75ZM94 216V217H93ZM100 216H101V218H100ZM114 216V217H113ZM13 217H14V219H15V221H11V220H14L13 219ZM25 217H27V218H25ZM29 217V218H28ZM78 217V218H77ZM90 217H93V218H90ZM98 217H99V219H98ZM103 217V218H102ZM169 217V216H168ZM7 218H9V220L7 219ZM22 218V219H21ZM33 218V219H32ZM52 218H54V219H52ZM91 219V221H89V219ZM95 218V219H94ZM97 218V219H96ZM105 218H108V219H105ZM111 218H113V220L111 219ZM127 218V217H126ZM19 219H21V220H19ZM27 219H29V220H27ZM32 219V220H31ZM64 219V220H63ZM82 219V220H81ZM94 221H93V220ZM101 219V220H100ZM144 219V220H143ZM8 220V221H7ZM73 220V221H74ZM86 220V221H85ZM99 220V221H98ZM106 220H111V221H109V222H107ZM141 220V221H140ZM12 223H11V222ZM24 221V222H23ZM26 221V222H25ZM39 221H40V223H39ZM54 221V222H53ZM60 221H61V223H60ZM66 221V222H65ZM80 221H81V223H80ZM96 221H98V222H102L103 221V226L99 223V226L101 225L102 227H100L99 228V226H98V223L96 222ZM114 221V222H113ZM151 221V222H150ZM158 221V222H157ZM5 222V223H4ZM22 222V223H21ZM52 222L54 223V224H56V225H54V224H52ZM57 222V223H56ZM83 222V223H82ZM86 222V223H85ZM94 222H95V224H94ZM108 224V223H111V224H106V223ZM118 223V225H120L118 228H119V232L118 231H115L116 229H118L117 227L115 228V226H116V224ZM16 223V224H15ZM47 224L46 225V227H45V224ZM89 223V224H88ZM91 223H92V225H95L96 227H98V230H102L101 232L100 231H98L97 230V232H100V235H101V237H100V235L99 234H95L96 232L94 231V227L92 228V225H91ZM159 223V224H158ZM30 224V225H29ZM39 224H41V225H39ZM85 224V225H84ZM131 224V225H132ZM140 224V225H139ZM146 224V225H145ZM170 224H172V223H168V225H170ZM19 225V226H18ZM37 226V227H35V226ZM65 225V226H64ZM70 225V226H69ZM85 226V229H86V227L88 226V228H90V229H87L88 231H86L85 229H83L84 228V226ZM104 225H106V226H104ZM111 225H114V227H112ZM158 225V226H157ZM173 225V224H172ZM27 226L29 227V229L27 228ZM62 226H63V228H64V230H63V228H62ZM91 226V227H90ZM109 226H111V227H109ZM128 226H130V223H129V225ZM142 226H143V228H142ZM146 226H148V227H146ZM149 226H151V227H149ZM162 226H163V228H162ZM18 227H20L19 229H18ZM44 227V228H43ZM52 229H51V228ZM56 227L57 228H59V230L58 231H56L57 229H56ZM61 227V228H60ZM68 227V228H67ZM83 227V228H82ZM95 227V228H96ZM106 227V228H105ZM107 227H108V229L109 228H111L109 231H112L113 232V229L112 228H114L115 230H114V233H112L111 235H110V233L111 232H109L108 231V229H107ZM23 228H24V230L25 231H23ZM47 228V230L48 231H50L49 233H48V231L46 232L44 229H46ZM65 228H67V229H69V230H67V232H66V229ZM153 229L152 230V232L150 233V231L149 232H147L148 230L147 229ZM157 228V229H156ZM21 229V230H20ZM97 229V228H96ZM105 229V230H104ZM106 229H107V231H106ZM218 229V230H217ZM28 230V231H27ZM42 230H43V232H42ZM121 230V231H120ZM139 230H140V232H139ZM143 232H142V231ZM147 230V231H146ZM155 230V231H154ZM216 230H217V232H219V228L218 227H216ZM3 231V232H2ZM7 231V232H6ZM12 231V232H11ZM20 231V232H19ZM21 231L23 232V233H21ZM36 231V233H34V232ZM64 231V236L63 237H61L63 234H62V232ZM11 232V233H10ZM15 232V233H14ZM31 232V233H30ZM39 232H40V234H39ZM57 232V233H56ZM61 232V233H60ZM71 232V233H70ZM73 232H74V234H75V236L74 235H72L73 234ZM109 232V233H108ZM118 232V234L119 235H117L116 233ZM32 233H34V236H32L33 234ZM43 233H47L46 234V237H45V234H43ZM66 233V234H65ZM77 233V232H76ZM83 233V234H82ZM87 233V234H86ZM94 233V234H93ZM104 234L103 235V237H102V234ZM144 233H149V235H144ZM7 236H6V235ZM9 234V235H8ZM16 235V237H15V235ZM23 234H24V236H23ZM31 234V236H32V238H31V236H29L30 238H31V240H30V238L28 237V235H30ZM36 234V235H35ZM54 234V235H53ZM60 234H62L61 236H60ZM108 234H109V236H108ZM117 235V237H120V239L119 238H117L116 237V235ZM140 234L142 235V236H140ZM17 235H18V238H17ZM48 235V236H47ZM94 235H99V237L98 238H100V239H102V241H103V239L104 240H107L108 239V242H110L111 244H112V247H110V245L111 244H109L107 241H104L105 242V244L107 243L108 244V246H109V248H111V250H112V252H114V253H111V254H113V256H114V258H113V256L110 254H108V253H110L111 251H108V250H110V249H107V246H106V248L105 249H107V252H105L106 250L105 249H103V251H100L103 247H105V244H103L104 246L102 247V248H100V250H98L99 249V247H98V245L100 246V242H99V240L100 239H98V241L97 242H99V243H97L96 242V240H93V239H97V237H95L94 238ZM114 235V236H113ZM133 235H135L134 237H133ZM2 236H4L3 238H2ZM12 236H13V238H12ZM21 236H23L22 238H21ZM36 236V237H35ZM37 236L39 237L38 238V240H37ZM41 236V237H40ZM53 236V238H51ZM77 236V237H78ZM84 236V237H83ZM106 236L107 237H109V238H107L106 239ZM111 236V237H110ZM138 236H140V240L138 239L139 237ZM160 236H161V238H160ZM9 237V238H8ZM12 238V240H11V238ZM16 239H15V238ZM27 237V238H26ZM64 237H65V239H64ZM70 237L71 238H73V239H70ZM83 237V238H82ZM105 237V238H104ZM115 237H116V239H115ZM143 237V238H142ZM35 238V240H33ZM43 238V239H42ZM57 238V239H56ZM60 238V239H59ZM112 238H113V240H112ZM135 238V239H134ZM164 238V239H163ZM15 239V241H14V243H13V240ZM18 239V240H17ZM21 239H23V242H25L24 244H25V246L23 245V243H22V240ZM40 239L41 240H43V241H41L40 242ZM53 239V240H52ZM59 239V240H58ZM68 241H67V240ZM85 239V240H84ZM119 239V242L117 243V240ZM126 240V242H124V241H121V240ZM133 239V240H132ZM136 239H138L137 241H136ZM152 239V240H151ZM161 239V240H160ZM4 240V241H3ZM9 240V241H8ZM26 240V241H25ZM37 240V241H36ZM56 240H57V242H56ZM75 240V241H74ZM92 240V241H91ZM160 240V241H159ZM8 242V245H10V246H8L7 244L3 247V244H5V242ZM11 241V242H10ZM17 241V242H16ZM46 241V242H45ZM72 241H74V242H72ZM101 241V240H100ZM6 242V243H7ZM12 243V244H10V243ZM18 242H21V243H18ZM36 243L35 245H34V243ZM67 242V245H65V243ZM69 242V243H68ZM103 242V243H104ZM122 242H123V244H122ZM130 244H129V243ZM16 243H18V244H16ZM41 243V244H40ZM64 244L63 246H61L60 245V248H62V249H60L58 246H59V244ZM74 243V244H73ZM95 243H97V245L95 244ZM115 243V244H114ZM139 243H140V245H139ZM26 244H28V247H27V245ZM95 244V245H94ZM102 244V243H101ZM116 245L115 247H113L114 245ZM122 244V246H120ZM127 246L128 244H129V246L131 245V247H127L126 248V246ZM22 245V246H21ZM77 245V246H76ZM90 245H91V247H90ZM124 245V246H123ZM159 245V246H158ZM20 246H21V248H20ZM44 246V245H43ZM74 246V247H73ZM76 246V247H75ZM80 246V245H79ZM89 246V247H88ZM94 247V249H93V247ZM19 247V248H18ZM67 247V248H66ZM81 247V246H80ZM116 247H118L117 249H116ZM120 247H122L121 249H122V251H118V249H120ZM123 247H125L124 249H125V251H127L126 253H125V251L123 250ZM22 248H23V251H22ZM27 248H28V250H27ZM68 248H71V249H69V252H67L68 251ZM73 248H75V250H77L76 251V253L74 252V250H73ZM88 248V249H87ZM129 248H131V249H129ZM65 249V250H64ZM97 249V250H96ZM116 249V251H114ZM128 249H129V252H128ZM195 249V250H194ZM193 249V251H194V254L193 255H196V256H198V253L200 254L201 252H203V253H207L208 251H211L212 249L209 247V246H206V247H200L198 250L196 249V248H194ZM36 250V251H35ZM40 250V251H39ZM64 250V251H63ZM72 250V251H71ZM96 250V251H95ZM28 251H29V253H28ZM37 251H39V252H37ZM70 251L72 252V253H74V254H72V253H70ZM88 251V252H87ZM118 251V252H117ZM19 252H20V254H22V255H24V257L26 256V254H27V256L25 257L26 259H24L23 258V256L22 255H20L19 254ZM22 252V253H21ZM63 252V253H62ZM65 252V253H64ZM67 252V253H66ZM94 252V253H93ZM95 252H97L99 255H103L102 253L103 252H105L108 256H106V260L104 259V257L103 256H97L96 255V260L94 259L95 258ZM116 252H117V255L115 256V254H116ZM155 252V251H154ZM36 253V254H35ZM60 253V254H59ZM85 253H88V254H85ZM121 253H123L122 255H121ZM155 253H157V252H155ZM78 254V256H76ZM85 254V255H84ZM94 254V255H93ZM105 254V255H106ZM118 254H120L121 256V258H119V256H118ZM125 254V255H124ZM18 255V256H17ZM33 255V257L35 258H33V257H31ZM42 255V256H41ZM88 255L92 258V256H94L92 259H90L89 257H88ZM126 255H127V257H126ZM129 255V256H128ZM22 256V257H21ZM39 256V257H38ZM66 257V259H65V257ZM80 256H81V258H80ZM216 256H219V253H217L216 254ZM41 257V258H40ZM48 257V258H47ZM88 257V258H87ZM100 257H102L101 259H100ZM108 257L110 258V260L108 259ZM116 257H117V259H116ZM126 257V258H125ZM21 258H23V259H21ZM74 258V259H73ZM88 259V260H90V261H87L86 259ZM112 258V259H111ZM123 258V259H122ZM254 258V256L253 255H250V254H247L246 256H244V257H240V259L241 260H251V259H253ZM20 259V260H19ZM30 259H34V261H30ZM39 259H40V261H39ZM64 259H65V261H64ZM71 259H73V260H75L76 262H74L73 260H71ZM80 259H81V261H80ZM116 259V260H115ZM26 260V261H25ZM49 260V261H48ZM124 260V261H123ZM188 260L189 261H187V263L189 264H191V261H190V259L188 258ZM23 261V262H22ZM38 261V262H37ZM73 261V262H72ZM79 261V262H78ZM122 261V262H121ZM129 261H131V262H129ZM214 261H220V260H214ZM20 262V263H19ZM103 262H105V263H103ZM118 262V263H117ZM218 262H216V263H218ZM85 263H83V264H85ZM99 263V264H100ZM186 263V264H187ZM90 264H91V262H90ZM214 264V263H213Z\"/></svg>",
	"mask_w": 264,
	"mask_h": 264
}]
</instances>
